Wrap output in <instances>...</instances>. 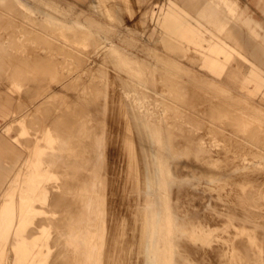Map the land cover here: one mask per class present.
I'll list each match as a JSON object with an SVG mask.
<instances>
[{
	"label": "rangeland",
	"instance_id": "374dc122",
	"mask_svg": "<svg viewBox=\"0 0 264 264\" xmlns=\"http://www.w3.org/2000/svg\"><path fill=\"white\" fill-rule=\"evenodd\" d=\"M167 1L168 0H137V1L136 0H0V26L2 27V28L0 27V61H1L0 62V110L3 113H5L4 114L5 120L0 119V126H3L5 124V128L8 129L7 131L3 130L2 136L5 137L7 139V141L9 142V150L8 151L10 152L9 153V177L3 178L2 180H0V190H1V188H3L4 184L11 178L13 172L17 169L15 171L13 177L11 178L9 184L7 185L6 189L0 194V201H2V202H0V218L1 217L5 218V215L8 216V218L7 217L5 218L6 220L8 219L7 220L8 225L3 227V229H7V230L11 231L8 233V237L11 236V237L19 239V242H18L19 246L17 248L10 247L9 249H4V248L0 249V264H42V263L43 264L44 263L45 264H50V263L53 264V263H57V262H58V264H60L61 262L63 264H65V262L66 263L70 262V264H72L74 262L75 264H78V263L82 262V260L85 257V256L83 257V255H84L83 251L84 250L83 249L77 250V244L79 245V243L81 241H79L78 243H77V241L74 242L73 234L76 230L77 224L81 223V226H83L82 222L87 221V220H85V218L88 217V215H87L88 212L85 211L86 210L85 204L88 202V203H90L91 206L94 207V205H96L97 203H99V202L102 203V205H103V211L102 212L104 214L103 217H105V219L103 221V229H104L103 242L105 241V239H107L106 241L109 242L110 240H108V239L110 236H112L111 235L112 232H111L109 227L112 228L114 226L113 225L114 222L116 221V220L113 221V223L110 221V220L115 219V218L113 219V217H116V215H113V214H116L117 212H120L121 210H126V212L128 213V211L130 210V211H132V212L134 211L136 214H138V215H136V217L138 218V220H141L144 213L149 209L154 211V212H157V213L161 212V210H162L161 199L159 198L158 193L156 191L154 192L155 188L152 189V188L148 187V185H146V183H148V181L146 182V180H149L151 177L156 178L160 173L159 172L160 165L162 166L165 164H166L165 166H166V175H167V181H166V192L167 193L166 194H167V199H168L169 206H170V214H171V218H172V228H173L174 233L177 234L175 225L182 224L185 226V223L188 221L185 222L184 219L188 218V220H189V217H191V216L193 217V214H194L195 217H193V218L191 217L189 220L193 223L189 222L188 225H186L185 227L197 226L198 228H200V230L205 235L209 236L212 239V242H211L212 246L210 245V247L206 248L208 251L206 249L203 251L200 248L198 249V247H199V246H197L198 243L196 245L197 247H195L194 245L190 246V245H192L190 242H185L186 239L185 240L184 239L179 240V246H177L176 248L179 249V251L180 250L183 251L185 256H187V259H188L190 264H204V263L205 264H213L215 261L220 262V264H226L225 261L220 259V255L222 253H226L227 255L230 254V251L232 248H234V253L236 255H238L239 264H241V263L244 264L245 260H246L245 264H248L249 262H251V259H250V257L248 258V256L246 257L245 255H249V253L251 254V252L249 250H247L245 247H247L248 243L251 245V242L247 243V234H249L250 237H252V243L256 247V249L263 252L262 256L264 255V251H263L264 250V244H262V243H264V241H263L264 238H262V237H264V236H262V235H264L263 234L264 233V228H263L264 227V221H262V220H264V217H262V216L259 217L260 215H264V170H263L264 169L263 168L264 167V153H263L264 149L262 150V148H260L261 146L264 147V138H263V140H261L262 137L264 136V134H263L264 133V113H263L264 107L259 105L261 95L263 93V88H261L260 91L258 92L256 100H252V99L246 97L248 94H251V92L249 91L248 88H244L245 82H243L241 80L243 78V76L245 75L246 67L241 65L238 60L236 61L233 58L231 59L232 63L230 64L229 67H230V69L232 68V69L237 70V74L235 75L236 79L232 82L226 80V78L231 75V73L228 72V73L223 75L222 80L219 79L217 81V79H216V83H218V84H216L212 80L213 77L207 71H205L201 68L200 63L203 61V54L200 51L196 50L199 48L195 45V43H189L187 40L186 41L189 44H191V46H192V53L190 55V58L184 62L180 61V63L172 60L169 56H172L174 58H178L177 56L180 54V50H176V48H174V45H175L174 42H166L164 40L165 37H164V26L162 24L163 22H162L161 18L159 19L158 15L157 16L152 15L153 7H155L156 9H157L158 5L164 7V6H166ZM241 1L243 2V4H246L247 6H249V12L252 13L256 19L263 20V15L261 13V10L256 7L255 3L252 0H241ZM119 9H121V10L119 11ZM155 13L157 14V11ZM6 21H7V23H6ZM186 24H187V21L184 24V26ZM6 29H8V30H6ZM85 33H87V34H85ZM81 34H83V35L81 36ZM165 34H167L166 36H168L170 38L172 35V32L169 31L168 33H165ZM52 35H54V36H52ZM85 35H86L87 39L85 38ZM189 35H190V33H189ZM188 36H187V34L185 35V37H188ZM68 38H70V39H68ZM39 41H40V43H39ZM42 43L43 44L45 43V45H43ZM48 44H49V46H48ZM189 44L188 45L186 44V45L189 46ZM24 46H26V47H24ZM65 48H66V50H65ZM72 48H74L75 50H73ZM112 49H113V52H112ZM60 51H61V53H60ZM72 56H73V58H72ZM42 58H44V59H42ZM83 58H85V59H83ZM29 59L31 62H29ZM131 59H133V60H131ZM115 60H116V62L117 61H119V62L116 64ZM126 61H127V63H126ZM131 61H133L134 63ZM120 63H122V64H120ZM136 63H138V64H136ZM28 64H30V65H28ZM32 65H33V67H32ZM121 66H123V68ZM127 66L129 69L127 68ZM137 66L138 67L140 66V67L138 68ZM50 67H52V68H50ZM250 67H253V66H250ZM250 67H248V68H250ZM11 68L13 70H11ZM18 69L20 70V72ZM21 69L25 72L21 73V72H23ZM81 69H82V71H81ZM89 69H91L92 71ZM101 69H102V71H101ZM123 71H129L131 73H129V72L123 73ZM148 71H149V73H148ZM43 72H45V74ZM135 72H136V74H135ZM147 73H148V75H147ZM161 73H162V75H160ZM32 75L34 77H31ZM35 75L37 78L35 77ZM121 75H122V77H121ZM159 76H161V77H159ZM4 77H6V78H4ZM16 77H17V79H16ZM64 77H65V79H64ZM144 77H145V80H144ZM156 77L158 79H156ZM123 78H126V79H123ZM163 78H165V79H163ZM80 79L82 81H80ZM127 79H129L130 82ZM196 79H197V81H196ZM124 80H126V81H124ZM132 80H133V82L131 84ZM127 81L129 83H127ZM148 82H150V83L148 84ZM192 83H194L196 85L198 84V85L196 86ZM13 84L19 86L20 90L18 92H14L15 90L13 89L14 88L12 86ZM86 85H87V87H86ZM243 85H244V87H243ZM254 85H255V83H254ZM126 86H128L130 88L128 89V87L126 88ZM185 86H187V87L185 88ZM99 87H100V89H99ZM146 87H148L147 88L148 90L146 89ZM157 87L160 89H158ZM35 88H36V90H35ZM66 88H68V89H66ZM144 88L146 91L144 90ZM149 88H150V90H149ZM224 90H225V92H224ZM118 92H120V93H118ZM145 92H147V93H145ZM163 92L164 93L166 92V93L164 94ZM78 94H80V95H78ZM93 94H94V98H93ZM139 94H140V96H139ZM150 94H151V96H150ZM197 95L199 96L200 101L203 100V102L199 101ZM234 95H236V96H234ZM32 97H33V99H32ZM115 97L118 98L120 101L118 99H116ZM120 97L122 99H120ZM138 97L141 99H138ZM196 97H197V99H196ZM160 99H162V100H160ZM164 100H166V102H164ZM169 100H170V102H169ZM191 100L194 103H192ZM249 100H251V101H249ZM43 101H44V103H43ZM113 101H114V103H113ZM167 101H168V103H167ZM207 101L210 102L211 105ZM226 101H228V102H226ZM96 102L98 103V105ZM129 102H131V103H129ZM197 102H198V104H197ZM212 102H214L215 105ZM216 102H218V103H216ZM55 103H56V105H55ZM112 103H113V105H112ZM190 103H192L194 105H192ZM207 103H208V108H211V109L214 108L216 111L218 110L217 111L218 113L215 112L214 109H212V110L210 109V111H208L209 109H206L207 111H205V108L207 107ZM91 104H92V106H91ZM256 104H258V105H256ZM95 105H96V107H95ZM102 105L105 107H103ZM120 105L123 107H119ZM106 106L109 109H107ZM110 106H111V108H110ZM128 106H129V108H128ZM171 106H173V107H171ZM245 106H246V108H245ZM46 107H48L49 109L47 110ZM179 107H181V108H179ZM223 107H224V109L220 110ZM123 108H125V109H123ZM173 108H174V110H173ZM198 108H200V111H198ZM203 108H204V111H201V110H203ZM64 109H66V110L64 111ZM112 109L114 110V112L120 111L121 113L116 112L118 115L115 116L116 114L113 112ZM128 109H130V110H128ZM261 109H263V110L261 111ZM71 110H73V111L71 112ZM82 110H84V111L82 112ZM127 110L129 112H127ZM136 110H137V112H136ZM226 110H228V111H226ZM102 111L105 112V114L102 113ZM134 111H135V113H134ZM193 111H196V112L193 113ZM235 111H237V112H235ZM248 111H251V112H248ZM62 112H64V115L66 118L64 117ZM205 112L208 114H206ZM81 113L82 114L84 113L83 117H82ZM122 113H124V114H122ZM195 113H198V114H195ZM209 113H214V114H209ZM215 113H217V114H215ZM87 114H89V115H87ZM120 114H121V116H120ZM132 114L134 116H136V114H137L136 117L133 116L134 120L131 116ZM237 114H238V116H240L239 118H238ZM103 115H105V116H103ZM211 115H213V116L211 117ZM218 115H219V118H218ZM176 116H178V117H176ZM234 116H237V117H234ZM116 117L118 119H116ZM125 117L128 119H126ZM137 117H140V118H138V119H140V121L137 119ZM163 117L166 120H164ZM214 117H217V118H214ZM233 117L236 118L235 119L236 121L239 120V123H237L238 121L237 122L234 121ZM113 118H115V119H113ZM129 118L132 119V121L134 122L133 124H132L131 119H129ZM142 118H144V119H142ZM136 119L138 122L136 121ZM198 119L201 122L198 121ZM219 119H221V120H219ZM66 120H68L69 122ZM113 120H114V123H113ZM118 120H120V122ZM124 120H127V121H124ZM188 120H189V122H188ZM195 120H197V124L195 123L196 122ZM245 120H247V121H245ZM111 121H112V123H111ZM148 121H150V122H148ZM220 121H222V122L220 123ZM240 121H241V123H240ZM242 121H244V122H242ZM144 122H145V124H144ZM60 123H62V124L65 123V125H62ZM67 123L68 124L71 123V127H69L70 125L68 126ZM125 123L127 124L126 125L127 127L125 126ZM130 123H131V125L135 124L137 126H134V129H133V126H130ZM199 123H200V126H196ZM201 123H202V125H201ZM214 123L216 124V126H214ZM218 123L221 125L222 128L221 127L220 128L223 130L224 133H222V130L219 128L220 125ZM233 123H235V124H233ZM244 123H245L246 127H245ZM105 124L107 125V127L108 126L109 127L107 128ZM238 124H240V125H238ZM54 125L56 126V128ZM73 125L74 126L76 125L74 127L75 129L73 128ZM112 125H113V127L110 128ZM116 125H118L117 126V128H119L118 131H117V128H116V130H113V129H115ZM148 125H149V128H148ZM173 125H174V127H173ZM210 125L211 126L213 125L214 127H216V129L213 128V126L210 127ZM61 126H63V127H61ZM66 126H68L70 129ZM138 126L141 128L139 129ZM207 126L209 127L208 129H207ZM235 126H236V128H235ZM199 127H201V128H199ZM250 127L252 129H249ZM52 128H53L55 133H53ZM62 128H64L65 130ZM142 128H143V131H140ZM145 128H146V130H145ZM164 128H165V130H164ZM178 128L181 129V131L183 133H181ZM136 129H138V132H137L138 135H136V133H134L137 131ZM157 129H158V131H157ZM169 129L171 131H168ZM255 129L257 132L255 131ZM56 130H58V131H56ZM70 130H71V132H70ZM100 130H101V133H100ZM119 130H121V131H119ZM133 130H135V131L133 132ZM259 130H260L259 135L263 134V135H261V137H259V135H258ZM63 131H64V134H63ZM66 131H69V132H66ZM213 131L214 132L216 131V132L214 133ZM248 131H249V133L251 132V134L254 133L255 135L253 134V136H251V134L247 133ZM261 131H262V133H261ZM56 132L61 133V136H60V134L58 135ZM73 132H74V134H73ZM146 132L148 134H146ZM159 132H161V133H159ZM167 132H169V133H167ZM184 132H185V135L190 134V135H188V138L186 137L187 135L186 136L181 135V134H184ZM24 133H26V134H24ZM47 133H49L50 135L52 133L51 136L53 138L56 137V141H55V143H53V149H49V144L47 143V141L45 139L46 138L45 135ZM91 133L94 134V136ZM122 133H123V135H122ZM125 133H126V136H125ZM156 133H158V134L156 135ZM164 133L166 135L168 134L167 135L168 137ZM193 133H194V135H193ZM68 134H70V135H68ZM96 134H98V135H96ZM99 134H102L101 135L102 137L99 136ZM110 134L114 136V139L108 138L109 136H111ZM114 134H116V135H114ZM196 134H198V135H196ZM236 134L238 135V138H237ZM247 134H249V135H247ZM106 135L107 136L109 135V136L107 137ZM131 135H134V136H131ZM142 135L144 136V140H142L143 138H141V137H143ZM234 135L236 138L232 139L231 136L234 137ZM246 135H247V137H246ZM95 136H96V138H95ZM116 136L118 138H115ZM128 136H131V137H128ZM138 136L140 137V139L142 141L135 139ZM194 136H196V139H194L195 138ZM91 137H92V140H91ZM119 137H120V139H119ZM133 137H135L134 138L135 140L134 139L132 140ZM147 137H149V138L147 139ZM180 137L183 138V139H181L182 142L180 141ZM200 137H201V139H200ZM243 137H245L246 140H244L245 138L243 139ZM13 138H17L20 140L18 143L17 142L13 143ZM36 138H38V139H36ZM59 138H61V139H59ZM186 138L189 140H187ZM228 138H231V140L233 142V147H232V142H230L231 140ZM100 139L103 142H101ZM239 139H242V140L239 141ZM251 139L253 141H251ZM87 140L89 142L91 141L90 145H88L89 142ZM123 140L125 142L121 143ZM183 140L186 142H184ZM195 140H197V141H195ZM235 140H237V141H235ZM134 141H135V144H138V146L134 144ZM136 141H138V143H136ZM140 141H141V143H140ZM250 141L255 142L256 145H258L260 142L262 144L260 143L261 145H258L259 146L258 147L255 145V143H251ZM20 142H21V144H20L21 146L18 145ZM87 142H88V144H86ZM108 142H112V144H107ZM143 142H145V143H143ZM176 142L177 143L179 142V144L177 145ZM180 142L182 143V148L180 147L181 146ZM103 143H104V145L106 144L105 147H104ZM113 143H118V144H113ZM173 143H175V145ZM245 143H247V144H245ZM83 144H85V145H83ZM126 144H128L127 147H126ZM234 144H236L237 147ZM65 145H67V146L64 149ZM132 145H133V147H132ZM139 145H142V148H141L142 152H140L141 146H139ZM143 145L146 147L148 146V148L144 147V150H145L144 153H143ZM176 145L178 146L179 149H177ZM228 145L232 148H230ZM241 145L242 146L246 145L247 147L245 146L244 148L241 149V148H239V146H241ZM107 146H109V147H107ZM111 146H112V148H111ZM205 146H207V147H205ZM36 147H40V149L44 150V152H45V154L42 155L41 158L39 155L38 156L33 155L31 157L29 154V151L33 150ZM89 147L91 148L90 149L91 152L89 151ZM119 147L123 151H121V149L119 150ZM123 148L125 149V151H127V149L129 148L128 150H131L132 154L129 155L127 152L125 153ZM235 148H238V149H235ZM176 149L179 151L177 152ZM183 149H184V151H183ZM230 149L234 150L235 154L233 153V151L229 152ZM239 149H241L240 150L241 152H239ZM11 150H12V152H11ZM108 150H109V152H108ZM137 150H139V152ZM204 150H205V152H204ZM222 150H224V151H222ZM227 150H228V152H227ZM236 150L239 153L236 152ZM242 150H244V151H242ZM87 151H89V152L87 153ZM97 151L101 154L99 155ZM120 151H121V153H120ZM133 151H135V152H133ZM160 151L162 152V154L159 155L158 153H160ZM47 152H48V154H47ZM96 152L98 155L96 154ZM115 152H117V154ZM136 152L138 155H136ZM255 152L258 153V156H256L257 153L255 155ZM50 153H51V155H50ZM71 153H72V155H71ZM91 153H93V155ZM110 153H112V154H110ZM141 153L144 155V159H143V155H141ZM207 153H208V156L206 155ZM209 153L210 154L213 153V154H211L212 158L210 157L211 155H209ZM225 153H227V154H225ZM243 153H245V154L247 153V154L245 155ZM250 153H251V155L254 154V156H251ZM53 154H54V156H53ZM80 154H81V156H80ZM126 154H128V155H126ZM203 154L206 155V157H209L208 160L206 159V157ZM219 154H221V155H219ZM259 154H261L262 156L261 155L259 156ZM77 155L80 156V158ZM88 155H89V157H88ZM105 155L107 157H109V159ZM135 155L137 156L138 159L135 157ZM225 155L226 156L230 155V156L226 157ZM240 155H242V156L240 157ZM111 156L113 157V159ZM114 156H115V158H114ZM125 156H126V158L123 159L122 157H125ZM147 156L149 157V160H148ZM181 156H182V158H181ZM192 156L194 158H192ZM222 156L225 157L224 159H226V160H223V158H220ZM26 157H27V160H26ZM45 157L47 159H45ZM72 157H73V159H72ZM99 157H100V159H98ZM169 157L171 160L169 159ZM173 157H175V158H173ZM50 158H51V161H50ZM74 158H77V159H74ZM104 158H106L110 162L108 161L107 163H104V161L105 162L107 161ZM127 158L129 159V161H127L128 160ZM132 158H133V160H132ZM236 158H237V160H235ZM239 158H241L240 161L238 160ZM40 159H42V160L44 159L43 160L44 165H42L41 168L37 167ZM85 159L89 160V161L91 160V161L87 162V161H85ZM189 159L192 163L189 161ZM197 159H199V160H197ZM23 160L25 163L23 162ZM71 160L74 162H72ZM76 160L78 162H76ZM98 160H99V162H98ZM138 160L141 163L140 162L138 163L137 162ZM187 160L189 163L187 162ZM262 160H263V162H262ZM49 161H50V163H49ZM59 161H61V162H59ZM95 161H96V163H95ZM131 161L133 162V164ZM227 161L228 162L230 161L229 166H228V164H226V163H228ZM231 161H232V165H231ZM51 162H53V163H51ZM91 162H93V163H91ZM123 162H125V163H123ZM150 162H151V164H150ZM172 162H173V164H172ZM63 163H65L66 165ZM79 163H81V164H79ZM88 163H89V165H88ZM182 163L184 164L185 168L183 167ZM224 163H225V165H224ZM255 163H257V164H255ZM32 164H34L35 166L34 165L32 166ZM47 164H48V166H47ZM75 164L77 166L78 165H81V166H79L76 169L77 166H75ZM82 164H83V166H82ZM141 164L145 165L144 168H143V165L141 167H139ZM181 164H182V166H181ZM190 164H192V165H190ZM238 164L240 165V167ZM131 165H133L132 166L133 170H132V168H131V170L134 171L132 176L134 177V175H136L135 176L136 178L134 177L135 179L133 177L132 178L129 177L128 169H129V167H131ZM193 165H195V166H193ZM205 165L207 166V168ZM233 165H234V167H233ZM95 166H97V167H95ZM177 166H178V168L179 167L181 168V169L179 168L180 169L179 173L177 170L178 169ZM225 166H226V168H225ZM57 167L59 169L61 168L60 170H63V172L67 170L66 172H64V175H66V176H64L63 172L59 171V169ZM62 167L64 169H66V168H69V169L64 170ZM122 167H124V168H122ZM125 168H127V170ZM141 168H142V171H144L143 169H145V171H147V173L146 172L142 173ZM2 169L5 170V168H2ZM106 169L108 171H106ZM197 169L198 170L202 169V170L198 171ZM220 169H222V170H220ZM228 169H231V170H228ZM69 170H70V172H69ZM84 170H85V172H84ZM183 170L185 172H187V174ZM223 170L225 171V173ZM260 171H261L262 175L259 174ZM111 172H113V173H111ZM47 173H48V175H47ZM66 173L68 174V177H67ZM71 173H73L74 175ZM83 173L84 174L86 173L85 174L86 176ZM110 173H111L112 177L109 175ZM138 173L141 174V176L138 175ZM177 173H178V176H176ZM249 173H250V175H251V173L252 174L254 173L255 175L253 174L250 176V175H248ZM256 173L259 174V176H257ZM35 174H36V176H35ZM80 174L84 175V177L82 176L83 178H85V177L87 178L89 175L90 176H89V178L84 179L85 181L83 182V178L82 177L79 178V176H81ZM87 174H88V176H87ZM124 174H125V176L123 177ZM144 174H147L146 178L144 177L145 176ZM205 174H207V176ZM246 175H248L249 177ZM63 176L65 179L63 178ZM105 176H109V177H105ZM255 176H257V177H255ZM28 177H29V179H28ZM35 178H38V179H35ZM70 178H73V180L72 179L70 180ZM100 178L103 180L101 181ZM122 178H124L123 181H120V179L122 180ZM244 178H246L247 180H245ZM77 179L82 180V181H80V183L83 182V184L78 183V185H80V189H77L78 188L77 184L75 185ZM99 179H100V181H99ZM107 179H109V181ZM248 179L251 180V182L248 181ZM260 179H262L261 180L262 182L260 181ZM79 180L77 182H79ZM105 180L107 183L109 182L108 184L110 187L107 185ZM130 180L131 181L134 180L135 182L134 181L133 182L136 186L133 184V182L131 183ZM237 180L239 182H237ZM73 181H74V183H73ZM86 181H88V182H86ZM126 181H127V183H126ZM256 181H258L259 183L257 182V184H256ZM64 182H66V183H64ZM85 182L89 184V187H87L88 184H86ZM102 182H105V184H101ZM57 183H59V185ZM72 183H73V185L76 186V187L74 186L76 189H73ZM117 183H118V185H117ZM238 183H241V184H238ZM32 184L36 185V186H33ZM69 184L72 186H69ZM120 184H121V186H119ZM249 184L251 185V187ZM253 184H255V185H253ZM101 185H102V187H100ZM106 185L109 188V190L106 187ZM113 185L115 187L118 186L119 189H121V191H124L123 192V202L124 203L121 202L120 203L121 205H117V203H118L117 200H116L117 203L112 202L116 198V196H114L116 194L114 192V188H113L114 186ZM143 185H145L144 186L145 188L143 187ZM258 185H261V186H258ZM127 186H129L130 188L129 187L127 188ZM175 186L176 187L177 186H179V187L183 186L184 190L181 189V192H180L179 191L180 188L177 187L178 191H175V190H177V189H175L176 188ZM254 186H255V188H254ZM104 187L107 188V190ZM111 187L113 188V190ZM120 187H122V188H120ZM134 187H136L137 191ZM236 187H237V189H236ZM123 188L125 190H123ZM131 188H134V189H131ZM31 189H32V191H31ZM129 189L131 190V192ZM247 189H249V190H247ZM250 189H252V190H250ZM64 190H66L65 193H64ZM87 190H89V191H87ZM132 190H134L136 192H134ZM189 190H190V192L191 191L199 192V194L196 192L194 194H192L193 192L190 193ZM76 191H78V193H76ZM102 191H103V193H101ZM172 191H175L176 194H177V192H179L180 198H179L178 194L175 196L172 195L173 194ZM184 191H185V193H184ZM248 191L249 192L251 191V195H250V193H248ZM254 191H256L258 194H256ZM83 192H84V194H83ZM110 192L112 193V196H111V194H109ZM127 192L132 196V197L130 196L131 200H130L129 194H126ZM241 192H242L243 196H241ZM51 193H52V195H51ZM138 193H140V194H138ZM189 193H190V196H189ZM253 193L256 195V197ZM102 194H104V195H102ZM106 194L109 197H107ZM54 195H57V196L60 195L61 197L59 198V197L55 196L56 197L55 198V197H53ZM62 195L64 196L63 198H62ZM99 195H100V197H99ZM186 195H188V196L186 197ZM191 195H192V197H191ZM245 195H248L249 197L246 198ZM65 196H67V197H65ZM94 196H96L95 199H94ZM239 196H241L242 198ZM106 197H107V199H106ZM184 197H186L187 199H190V201H189L190 203L187 202L188 200ZM222 197H223V200H222ZM243 197H245V198H243ZM58 198H59V201L57 200ZM64 198H69V199H64ZM74 198L76 201L74 200ZM79 198H82V199H79ZM100 198L102 199L101 201H100ZM108 198L110 200L111 199H114V200L110 201ZM138 198H140V199L138 200ZM176 198L179 201L182 198L181 202H179V201H177V203L175 202L176 204L180 203V205L176 206V204L174 203V200H176ZM230 198L237 200L238 204L236 203L235 200L232 201ZM240 198H241V200H240ZM248 198H250V199H248ZM251 198H252V200H251ZM256 198H258L257 201H256ZM48 199H49V201H48ZM50 199L52 200V203L50 202L51 201ZM62 199H64L63 203L61 201ZM71 199L73 200V203H72L73 205L71 203H69L71 201ZM77 199L79 201H77ZM92 199H94L93 200L94 202L91 201ZM141 199L145 203L141 204V202H142ZM147 199H148V201H147ZM200 199H202V200H200ZM56 200L59 202L60 205L58 204V202H56ZM106 200H108V201H106ZM195 200L197 202H199L200 205H198L199 203H196ZM4 201H5V203H4ZM54 201L56 202L55 205L53 204ZM60 201H61L62 205H61ZM74 201H75V203H74ZM244 201H245V203H244ZM77 202L79 204L78 207H80L84 204L83 207L80 208L81 214L77 213V212H79L78 207H76L77 205H75ZM107 202H109V204H107ZM183 202L186 203L187 206H186V204L183 205L184 204ZM191 202H193V203L191 204ZM216 202H218L219 204L221 203V205L217 204ZM256 202H258V203H256ZM20 203H21V205H20ZM64 203L66 205H67V203H69L68 205L70 207L71 206L74 207V208H71L72 211L75 209V212H76V210H77V212L74 214V211H73V213H72V211H70L71 209L69 207H67ZM194 203L198 206H196V208L190 207L191 205L195 206ZM215 203H216V205H214ZM56 204L58 206L54 207V206H56ZM63 204H64V207H62ZM148 204H149V207H148ZM242 204H244V206ZM205 205L208 209L206 207L204 208ZM230 205L233 206L234 210H232V207ZM6 206H8V207H6ZM59 206H60V208H59ZM65 206L67 207L68 210L69 209L70 210L68 211L67 209H65L66 208ZM110 206H112V208H113V206H115V208L112 209V208H110ZM180 206H182L183 208ZM212 206H213L214 210H213ZM240 206H241V209H240ZM245 206L247 208H245ZM105 207H109V209L105 208ZM123 207H125V209H123ZM174 207H176V208H174ZM177 207H179L180 210ZM254 207H256V208H254ZM19 208L24 209V211H23L24 213L22 212V216L20 217V219H18L16 224L13 225L12 222H13V220H16V216H17L16 213L21 211ZM116 208H118V211H116ZM194 208L198 211H196ZM30 209H32V211L35 212V215L31 214L32 216H30V215L27 216L26 212H27V210L29 211ZM107 209L109 211L108 214H107V212H108ZM119 209H120V211H119ZM187 209H189L188 212L190 215L187 214ZM215 209H216V211H215ZM239 209H240L241 213L244 212L245 214L243 213V215H242L239 212ZM250 209H254V210L250 211ZM60 210L62 213H59ZM65 210L68 211V212H66L67 216L69 215L68 218H67L65 212H63ZM92 210H93V212L96 211V210H94V208ZM111 210H112V212H111ZM113 210H115L116 213ZM209 210H211V211H209ZM220 210H221V212H220ZM179 211H180V213H179ZM181 211H182V213L185 212L182 214V216L180 215ZM199 211L201 212L202 215H203V213H205L207 216H205V214H204V216H202ZM204 211H206L207 213ZM222 211H224V212H222ZM230 211H234L232 215H231ZM249 211L252 212V214ZM253 211L255 212V214H257L256 212L260 211V212H258L257 217ZM121 212H123V211H121ZM194 212H197V214ZM235 212H238V214H236ZM64 214L66 217H64ZM77 214L78 215L80 214L79 218L81 220L79 218H77L78 217ZM105 214H107V215H105ZM109 214H110L111 218H110ZM227 214H229L231 216L234 215L233 217H234L235 221L237 219L238 220L235 222L233 217H231ZM239 214H240V216H239ZM62 215H63V217H62ZM72 215L74 217H75V215H77V216L74 219V217ZM209 215L211 218L209 217ZM215 215H217V216L219 215V216L217 217ZM60 216L63 218V220H61ZM81 216H82V218H81ZM83 216H85V217H83ZM220 216L221 217L223 216V218L225 220L223 218H222V220H224L225 223H223L224 221H221V218L219 219ZM59 217H60V220L62 221V222L59 221L61 223L62 227H60L61 225L58 224ZM196 217H197L198 221H196ZM205 217H207V218H205ZM215 217H217V218H215ZM230 217H231V220H230ZM239 217H241V218H239ZM66 218L70 219V220H67ZM200 218L201 219L202 218L208 219L209 221L213 222V224L215 223V221L220 222V223L219 224L217 223V225L216 224L212 225V223L210 224L208 222V220H203L204 222H206V223H204ZM64 219H65V221H64ZM77 219H78V221H77ZM106 219L110 222H108ZM179 219H182V220H179ZM24 220L25 221L27 220L29 223L24 227V231L21 233V230L23 229L22 222H24ZM249 220H250V222H249ZM47 221H49L51 223V225L53 223L57 222L58 225L56 226V224H53V228H52L50 223ZM179 221H182V222L184 221L183 222L184 224L182 222H179ZM230 221H231V223H230ZM256 221H257V223H256ZM261 221L263 222V224ZM20 222H21V224H20ZM76 222H78V223H76ZM138 222L139 221H137V224L140 225V222L139 223ZM176 222H177V224H176ZM105 223H106V226H105ZM107 223H109V224H107ZM111 223H112V226H110ZM126 223H128L127 218L124 221V224H125L124 232L127 230L125 232V235L128 232L129 233L132 232V229H131V231H129L130 228H127V226L131 227V228H132V226L130 224L127 225ZM233 223H237V224L239 223L241 225L239 226V224H238V226H237V224L235 225ZM45 224H48V225H45ZM65 224L66 225L68 224V225L66 226ZM137 224H136V227L139 228L140 226ZM208 224H210V227ZM11 225L14 227H12ZM246 225L248 227L245 228ZM40 226L44 227L46 229V232H49V236H47L45 238L43 236L42 237L40 236V234L38 233ZM58 226H59V228H58ZM259 226H261L262 228ZM105 227H106V229H105ZM136 227H135L136 231L135 230H133V231H135V233L137 234V232H139L140 229L137 231ZM54 228H55V230H54ZM64 228H67V229H64ZM232 228L235 230L233 231ZM58 229H60V231ZM260 229L262 232H260ZM27 230H31V231L28 233ZM62 230H64V231H62ZM238 230L239 231L243 230L242 232L244 234L243 235H240V234L236 235L235 233L239 232ZM255 230H256V232H255ZM258 230H259V234L257 233ZM217 231H218V233H217ZM13 232H14V234H13ZM106 232H108V234ZM109 232H110V236H109ZM64 233H69V234H64ZM129 233H128V235H129ZM230 233H232V234H230ZM131 234H133V232ZM0 235H1L0 238H3L5 236V234L3 236L1 233H0ZM37 235H38V237H37ZM69 235H70V239H68ZM125 235L121 238V240H122L121 244H117V246H119V247H117L116 244H114L113 239L111 237H110L111 243L109 242V244H108L105 241L104 242L105 244H104L102 242L101 243V249H102L101 251L103 253L107 251V254H109L108 251L110 249L106 250V248H110L109 246L113 247L112 244H114V247L116 246L119 249H120V246L122 247L123 245H125V247L123 246L125 251L122 249V251L119 252L122 254V255H120L121 260H123V261L125 260L124 261L125 263H123V261H122L121 264H126L127 260L129 262V263L127 262V264H132L130 257L131 258L134 257L132 259L133 261H136V262H134V264L142 263L141 259H139L140 255L138 256L136 253V249H135L136 248V244H135L136 242L131 244V247H130L129 244L132 243V242H130L132 240L129 239L130 240L129 241L127 239L128 237ZM224 235L225 236L227 235V236L225 237ZM257 235H258V237L260 235L263 240L261 238H258ZM26 236H27V238H25ZM107 236H108V238H107ZM231 236H233V237H231ZM176 237L178 238V235H176ZM222 237H224V238H222ZM124 238L127 240H124ZM236 238H237V240H236ZM243 238H246V239H243ZM259 239L262 240V242ZM39 240H41L42 242L41 241L39 242ZM158 240H160L159 237H156V239L154 238V244L155 245L159 244ZM123 241H124V243H123ZM127 241H129V242L127 243ZM182 241H183V243H182ZM234 241L238 245H236L234 243ZM48 242H49V244H48ZM51 242H53V243H51ZM45 244L47 246H45ZM80 244L82 245V242ZM127 244L129 245V247ZM182 244L184 245V247ZM234 244H235V246H234ZM241 244H242V246H241L242 248L236 247V246H240ZM257 244H259V245H257ZM260 244H261V246H260ZM213 245H216V246L213 247ZM125 248L126 249L128 248V251H126ZM185 248H187V252L190 251L189 254L185 251L186 250ZM195 248H197L196 250H199V251H196ZM217 248L221 249L222 251L217 249ZM43 249H45V252H42ZM103 249L105 251H103ZM245 249H246V251H245ZM67 250H69V251L72 250V251L67 252ZM192 251H195V253ZM210 251H211V254L214 251L213 255L210 254ZM125 252L126 253L128 252L127 254H128V257L130 260L126 257L127 255L124 254ZM132 252L134 254H132ZM201 252H202V254H201ZM50 253H51V255H50ZM56 253L59 255H57ZM103 253L101 256L102 257L101 258V260H102L101 264L103 262V259H104V262L107 264L108 261L110 262V258L109 259L106 258L107 254L106 253L103 254ZM130 253L132 254V256L129 255ZM194 254L196 257L194 256ZM216 254H219V256L218 255H217V257L214 256ZM74 255L76 256V258H78L77 260H76V258L74 259V257H75ZM204 255H205V257H204ZM41 256H43V257H41ZM53 256H55V257H53ZM80 256H82V257H80ZM193 256L195 257V259L193 258ZM62 257H63V259H62ZM213 257H215V259H217V260L213 259ZM46 258H47V260H46ZM94 258L95 257H93L92 259H94ZM126 258H127V260H126ZM60 259L62 261H60ZM107 259H108V261H106ZM201 259H203L202 263L200 262ZM211 259H213V260H211ZM53 260L54 261L56 260V261L54 262ZM94 260H92V261H94ZM137 260L138 261L140 260L139 261L140 263ZM195 260H196V263H194ZM75 261L76 262L78 261V263H76ZM197 261H199V262H197ZM212 261H213V263H212ZM104 262H103V264H105ZM216 262L214 264H216ZM175 264H177V263H175Z\"/></svg>",
	"mask_w": 264,
	"mask_h": 264
},
{
	"label": "bare ground",
	"instance_id": "6f19581e",
	"mask_svg": "<svg viewBox=\"0 0 264 264\" xmlns=\"http://www.w3.org/2000/svg\"><path fill=\"white\" fill-rule=\"evenodd\" d=\"M137 1V0H136ZM109 2V1H108ZM130 2V1H129ZM132 3V2H131ZM167 3V2H166ZM222 3V2H221ZM122 5V4H121ZM130 5V4H129ZM134 5V4H133ZM168 6V5H167ZM82 7V6H81ZM228 7V6H227ZM11 8V7H10ZM203 8V7H202ZM121 9H119V11H120ZM221 10V9H220ZM225 10V9H224ZM126 12V11H125ZM128 12V11H127ZM155 12H156V8L155 7H153V13H152V15H155ZM224 12V11H223ZM3 13V12H2ZM1 13V14H2ZM206 13V12H205ZM122 14V13H121ZM133 14V13H132ZM203 14H204V12H203ZM231 14V13H230ZM233 14V13H232ZM6 15V14H5ZM66 15V14H65ZM132 16V15H131ZM157 16V15H156ZM215 18V17H214ZM198 20L200 19V18H197ZM90 20V19H89ZM135 21V20H134ZM3 22V21H2ZM6 23H7V21H6ZM212 23V22H211ZM222 23V22H221ZM3 24V23H2ZM5 24V23H4ZM224 24V23H223ZM211 26V25H210ZM210 26H208V27H210ZM214 26V25H213ZM224 26V25H223ZM1 27V26H0ZM215 27V26H214ZM2 28V27H1ZM16 28V27H15ZM211 28V27H210ZM209 28V29H210ZM215 29H217L216 27H215ZM5 30V29H4ZM6 30H8V29H6ZM224 30V29H223ZM10 32V31H9ZM30 33V32H29ZM116 33V32H115ZM84 34V33H83ZM83 34H81V36L83 35ZM85 34H87V33H85ZM52 36H54V35H52ZM36 37V36H35ZM46 38V37H45ZM85 38H86V35H85ZM38 39V38H37ZM68 39H70V38H68ZM87 39V38H86ZM49 41V40H48ZM81 41V40H80ZM74 42V41H73ZM39 43H40V41H39ZM51 43V42H50ZM43 44V43H42ZM43 45H45V43L43 44ZM52 45V44H51ZM50 45V46H51ZM93 45V44H92ZM48 46H49V44H48ZM55 46V45H54ZM24 47H26V46H24ZM72 47V46H71ZM106 47V46H105ZM52 48V47H51ZM64 48V47H63ZM62 48V49H63ZM67 48V47H66ZM66 48H65V50H66ZM20 49V48H19ZM39 49V48H38ZM73 50H75L74 48H72ZM30 50V49H29ZM52 50V49H51ZM27 51V50H26ZM48 51V50H47ZM112 52H113V49H112ZM60 53H61V51H60ZM67 53V52H66ZM68 54V53H67ZM89 54V53H88ZM119 54V53H118ZM181 54V53H180ZM117 55V54H116ZM20 56V55H19ZM37 56V55H36ZM69 56V55H68ZM74 56V55H73ZM73 56H72V58H73ZM181 56H182V54H181ZM31 57V56H30ZM66 57V56H65ZM20 58V57H19ZM36 58V57H35ZM45 58V57H44ZM44 58H42V59H44ZM26 59V58H25ZM83 59H85V58H83ZM89 59V58H88ZM94 59V58H93ZM126 59V58H125ZM178 59V58H177ZM11 60V59H10ZM15 60V59H14ZM75 60V59H74ZM77 60V59H76ZM80 60V59H79ZM131 60H133V59H131ZM3 61V60H2ZM12 61V60H11ZM20 61V60H19ZM25 61V60H24ZM28 61V60H27ZM65 61V60H64ZM78 61V60H77ZM1 62V61H0ZM29 62H31L30 61V59H29ZM28 62V63H29ZM63 62V61H62ZM87 62V61H86ZM85 62V63H86ZM115 62H116V60H115ZM119 61H117L116 62V64L118 63ZM129 62V61H128ZM131 62H133V61H131ZM14 63V62H13ZM12 63V64H13ZM24 63V62H23ZM42 63V62H41ZM44 63V62H43ZM48 63V62H47ZM54 63V62H53ZM84 63V62H83ZM97 63V62H96ZM126 63H127V61H126ZM134 63V62H133ZM33 64V63H32ZM94 64V63H93ZM120 64H122V63H120ZM125 64V63H124ZM131 64V63H130ZM136 64H138V63H136ZM141 64V63H140ZM26 65V64H25ZM28 65H30V64H28ZM34 65V64H33ZM33 65H32V67H33ZM43 65V64H42ZM5 66V65H4ZM41 66V65H40ZM73 66V65H72ZM99 66V65H98ZM101 66V65H100ZM126 66V65H125ZM129 66V65H128ZM128 66H127V68H128ZM141 66V65H140ZM139 66V67H140ZM29 67V66H28ZM77 67V66H76ZM122 68H123V66H121ZM138 67V66H137ZM138 67V68H139ZM13 68V67H12ZM11 68V70H13ZM39 68V67H38ZM45 68V67H44ZM50 68H52V67H50ZM54 68V67H53ZM98 68V67H97ZM106 68V67H105ZM202 68V67H201ZM204 68V67H203ZM3 69V68H2ZM35 69V68H34ZM49 69V68H48ZM92 69V68H91ZM91 69H89V70H91ZM129 69V68H128ZM131 69V68H130ZM134 69V68H133ZM19 70V69H18ZM22 70V69H21ZM25 70V69H24ZM46 70V69H45ZM106 70V69H105ZM114 70V69H113ZM126 70V69H125ZM135 70V69H134ZM155 70V69H154ZM207 70V69H206ZM3 71V70H2ZM23 71V70H22ZM33 71V70H32ZM39 71V70H38ZM56 71V70H55ZM81 71H82V69H81ZM80 71V72H81ZM92 71V70H91ZM101 71H102V69H101ZM144 71V70H143ZM151 71V70H150ZM182 71V70H181ZM19 72H20V70H19ZM25 71H23V72H21V73H24ZM47 72V71H46ZM73 72V71H72ZM88 72V71H87ZM90 72V71H89ZM116 72V71H115ZM124 72H129V71H123V73ZM145 72V71H144ZM196 72V71H195ZM209 72V71H208ZM41 73V72H40ZM44 74H45V72H43ZM42 73V74H43ZM126 73V74H127ZM129 73H131V72H129ZM148 73H149V71H148ZM148 73H147V75H148ZM32 74V73H31ZM89 74V73H88ZM135 74H136V72H135ZM2 75V74H1ZM10 75V74H9ZM71 75V74H70ZM92 75V74H91ZM119 75V74H118ZM160 75H162V73L160 74ZM173 75V74H172ZM180 75V74H179ZM3 76V75H2ZM40 76V75H39ZM97 76V75H96ZM104 76V75H103ZM113 76V75H112ZM117 76V75H116ZM124 76V75H123ZM156 76V75H155ZM18 77V76H17ZM17 77H16V79H17ZM31 77H34L33 75L31 76ZM35 77H36V75H35ZM60 77V76H59ZM58 77V78H59ZM121 77H122V75H121ZM130 77V76H129ZM128 77V78H129ZM159 77H161V76H159ZM172 77V76H171ZM179 77V76H178ZM4 78H6V77H4ZM28 78V77H27ZM37 78V77H36ZM77 78V77H76ZM79 78V77H78ZM81 78V77H80ZM114 78V77H113ZM39 79V78H38ZM62 79V78H61ZM64 79H65V77H64ZM67 79V78H66ZM84 79V78H83ZM123 79H126V78H123ZM156 79H158L157 77H156ZM160 79V78H159ZM163 79H165V78H163ZM208 79V78H207ZM206 79V80H207ZM217 79V78H216ZM78 80V79H77ZM76 80V81H77ZM128 81H129V79H127ZM144 80H145V77H144ZM173 80V79H172ZM204 80V79H203ZM202 80V81H203ZM24 81V80H23ZM35 81V80H34ZM60 81V80H59ZM70 81V80H69ZM80 81H82L81 79H80ZM112 81V80H111ZM124 81H126V80H124ZM127 81V83H129ZM163 81V80H162ZM196 81H197V79H196ZM201 81V80H200ZM205 81V80H204ZM212 81V80H211ZM8 82V81H7ZM42 82V81H41ZM78 82V81H77ZM132 82H133V80L131 81V84H132ZM151 82V81H150ZM150 82H148V84L150 83ZM208 82V81H207ZM210 82V81H209ZM215 82V81H214ZM23 83V82H22ZM79 83V82H78ZM86 83V82H85ZM147 83V82H146ZM205 83V82H204ZM216 83V82H215ZM29 84V83H28ZM34 84V83H33ZM38 84V83H37ZM67 84V83H66ZM69 84V83H68ZM82 84V83H81ZM84 84V83H83ZM116 84V83H115ZM135 84V83H134ZM173 84V83H172ZM192 84H194V83H192ZM216 84H218V83H216ZM136 85V84H135ZM194 85H196V84H194ZM198 85V84H197ZM196 85V86H197ZM203 85V84H202ZM206 85V84H205ZM5 86V85H4ZM14 88V92H18L19 90H20V88H19V86L18 85H15V84H13L12 85ZM43 86V85H42ZM66 86V85H65ZM85 86V85H84ZM92 86V85H91ZM142 86V85H141ZM160 86V85H159ZM179 86V85H178ZM191 86V85H190ZM34 87V86H33ZM52 87V86H51ZM86 87H87V85H86ZM128 86H126V88H127ZM143 87V86H142ZM141 87V88H142ZM187 86H185V88H186ZM208 87V86H207ZM217 87V86H216ZM16 88V89H15ZM38 88V87H37ZM89 88V87H88ZM130 87H128V89H129ZM148 87H146V89H147ZM158 88V87H157ZM206 88V87H205ZM204 88V89H205ZM210 88V87H209ZM41 89V88H40ZM66 89H68V88H66ZM91 89V88H90ZM99 89H100V87H99ZM123 89V88H122ZM153 89V88H152ZM158 89H160V88H158ZM162 89V88H161ZM208 89V88H207ZM228 89V88H227ZM12 90V89H11ZM17 90V91H16ZM29 90V89H28ZM27 90V91H28ZM31 90V89H30ZM35 90H36V88H35ZM44 90V89H43ZM53 90V89H52ZM60 90V89H59ZM144 90H145V88H144ZM148 90V89H147ZM149 90H150V88H149ZM190 90V89H189ZM23 91V90H22ZM64 91V90H63ZM146 91V90H145ZM200 91V90H199ZM204 91V90H203ZM216 91V90H215ZM219 91V90H218ZM41 92V91H40ZM100 92V91H99ZM135 92V91H134ZM185 92V91H184ZM190 92V91H189ZM222 92V91H221ZM224 92H225V90H224ZM52 93V92H51ZM80 93V92H79ZM118 93H120V92H118ZM145 93H147V92H145ZM144 93V94H145ZM151 93V92H150ZM164 93V92H163ZM166 93V92H165ZM164 93V94H165ZM197 93V92H196ZM218 93V92H217ZM232 93V92H231ZM22 94V93H21ZM34 94V93H33ZM45 94V93H44ZM98 94V93H97ZM96 94V95H97ZM153 94V93H152ZM183 94V93H182ZM202 94V93H201ZM28 95V94H27ZM78 95H80V94H78ZM147 95V94H146ZM158 95V94H157ZM162 95V94H161ZM181 95V94H180ZM192 95V94H191ZM233 95V94H232ZM250 95V94H249ZM26 96V95H25ZM100 96V95H99ZM123 96V95H122ZM139 96H140V94H139ZM150 96H151V94H150ZM172 96V95H171ZM179 96V95H178ZM234 96H236V95H234ZM233 96V97H234ZM240 96V95H239ZM34 97V96H33ZM33 97H32V99H33ZM37 97V96H36ZM48 97V96H47ZM70 97V96H69ZM142 97V96H141ZM164 97V96H163ZM194 97V96H193ZM192 97V98H193ZM197 97H198V99H199V96L197 95ZM197 97H196V99H197ZM59 98V97H58ZM57 98V99H58ZM93 98H94V94H93ZM97 98V97H96ZM95 98V99H96ZM116 98V97H115ZM153 98V97H152ZM162 98V97H161ZM202 98V97H201ZM245 98V97H244ZM243 98V99H244ZM46 99V98H45ZM68 99V98H67ZM116 99H118V98H116ZM120 99H122L121 97H120ZM125 99V98H124ZM138 99H141V98H139L138 97ZM156 99V98H155ZM179 99V98H178ZM191 99V98H190ZM203 99V98H202ZM242 99V100H243ZM29 100V99H28ZM72 100V99H71ZM119 100V99H118ZM160 100H162V99H160ZM173 100V99H172ZM24 101V100H23ZM87 101V100H86ZM109 101V100H108ZM120 101V100H119ZM124 101V100H123ZM152 101V100H151ZM174 101V100H173ZM186 101V100H185ZM196 101V100H195ZM199 101H200V99H199ZM202 102H203V100H201ZM200 101V102H201ZM249 101H251V100H249ZM57 102V101H56ZM67 102V101H66ZM70 102V101H69ZM122 102V101H121ZM127 102V101H126ZM164 102H166V100H164ZM169 102H170V100H169ZM175 102V101H174ZM182 102V101H181ZM191 102H192V100H191ZM205 102V101H204ZM208 102V101H207ZM223 102V101H222ZM221 102V103H222ZM226 102H228V101H226ZM238 102V101H237ZM256 102V101H255ZM43 103H44V101H43ZM52 103V102H51ZM95 103V102H94ZM97 103V102H96ZM108 103V102H107ZM113 103H114V101H113ZM113 103H112V105H113ZM124 103V102H123ZM122 103V104H123ZM129 103H131V102H129ZM160 103V102H159ZM167 103H168V101H167ZM178 103V102H177ZM184 103V102H183ZM192 103H194V102H192ZM192 103H190V104H192ZM209 104H210V102H208ZM208 103H207V107L205 108V111H207L206 109H209L208 111H210V109L211 108H208ZM213 104H214V102H212ZM216 103H218V102H216ZM250 103V102H249ZM257 103V102H256ZM23 104V103H22ZM25 104V103H24ZM54 104V103H53ZM93 104V103H92ZM92 104H91V106H92ZM100 104V103H99ZM103 104V103H102ZM133 104V103H132ZM162 104V103H161ZM172 104V103H171ZM186 104V103H185ZM188 104V103H187ZM197 104H198V102H197ZM200 104V103H199ZM206 104V103H205ZM232 104V103H231ZM239 104V103H238ZM52 105V104H51ZM55 105H56V103H55ZM97 105H98V103H97ZM116 105V104H115ZM114 105V106H115ZM169 105V104H168ZM180 105V104H179ZM192 105H194V104H192ZM191 105V106H192ZM203 105V104H202ZM211 105V104H210ZM209 105V106H210ZM215 105V104H214ZM217 105V104H216ZM220 105V104H219ZM233 105V104H232ZM256 105H258V104H256ZM255 105V106H256ZM260 106H263L264 107V104L262 103V102H260V104H259ZM82 106V105H81ZM85 106V105H84ZM94 106V105H93ZM103 106V105H102ZM125 106V105H124ZM177 106V105H176ZM189 106V105H188ZM234 106V105H233ZM253 106V105H252ZM45 107V106H44ZM60 107V106H59ZM64 107V106H63ZM80 107V106H79ZM95 107H96V105H95ZM103 107H105V106H103ZM116 107V106H115ZM118 107V106H117ZM119 107H123V106H119ZM132 107V106H131ZM170 107V106H169ZM168 107V108H169ZM171 107H173V106H171ZM175 107V106H174ZM183 107V106H182ZM213 107V106H212ZM23 108V107H22ZM38 108V107H37ZM47 108V110L49 109L48 107H46ZM53 108V107H52ZM106 108H107V106H106ZM110 108H111V106H110ZM128 108H129V106H128ZM178 108V107H177ZM179 108H181V107H179ZM217 108V107H216ZM237 108V107H236ZM245 108H246V106H245ZM14 109V108H13ZM107 109H109V108H107ZM117 109V108H116ZM119 109V108H118ZM123 109H125V108H123ZM189 109V108H188ZM212 109H214V108H212ZM211 109V110H212ZM222 109H224V107L223 108H221L220 110H222ZM39 110V109H38ZM51 110V109H50ZM66 109H64V111H65ZM95 110V109H94ZM113 110V109H112ZM120 110V109H119ZM128 110H130V109H128ZM127 110V112H129ZM173 110H174V108H173ZM177 110V109H176ZM215 110V109H214ZM213 110V111H214ZM263 109H261V111H262ZM21 111V110H20ZM52 111V110H51ZM73 110H71V112H72ZM84 110H82V112H83ZM178 111V110H177ZM198 111H200V108H198ZM201 111H204V108H203V110H201ZM218 111V110H217ZM216 110H215V112H217ZM226 111H228V110H226ZM247 111V110H246ZM259 111V110H258ZM113 112H114V110H113ZM117 112V111H116ZM114 112L116 115L115 116H117L118 114L117 113H119V112ZM123 112V111H122ZM136 112H137V110H136ZM176 112V111H175ZM194 112H196V111H193V113ZM235 112H237V111H235ZM248 112H251V111H248ZM42 113V112H41ZM63 113V115H64V112H62ZM79 113V112H78ZM86 113V112H85ZM100 113V112H99ZM102 113H104L105 114V112H103L102 111ZM113 113V114H114ZM121 113V112H120ZM134 113H135V111H134ZM178 113V112H177ZM192 113V112H191ZM204 113V112H203ZM206 113V112H205ZM218 113V112H217ZM217 113H215V114H217ZM254 113V112H253ZM264 113V112H263ZM262 113V114H263ZM61 114V113H60ZM70 114V113H69ZM82 114V113H81ZM84 114V113H83ZM83 114H82V117H83ZM122 114H124V113H122ZM142 114V113H141ZM152 114V113H151ZM195 114H198V113H195ZM202 114V113H201ZM206 114H208V113H206ZM209 114H214V113H209ZM228 114V113H227ZM236 114V113H235ZM255 114V113H254ZM260 114V113H259ZM40 115V114H39ZM49 115V114H48ZM86 115V114H85ZM87 115H89V114H87ZM98 115V114H97ZM101 115V114H100ZM178 115V114H177ZM205 115V114H204ZM226 115V114H225ZM249 115V114H248ZM252 115V114H251ZM52 116V115H51ZM57 116V115H56ZM102 116V115H101ZM103 116H105V115H103ZM120 116H121V114H120ZM132 116V118H133V114L131 115ZM136 116H137V114H136ZM136 116H134V117H136ZM213 115H211V117H212ZM237 116H238V114H237ZM237 116H234V117H237ZM245 116V115H244ZM59 117V116H58ZM57 117V118H58ZM63 117V116H62ZM64 117H65V115H64ZM68 117V116H67ZM79 117V116H78ZM107 117V116H106ZM111 117V116H110ZM150 117V116H149ZM176 117H178V116H176ZM194 117V116H193ZM199 117V116H198ZM233 117V118H234ZM240 116H238V118H239ZM249 117V116H248ZM40 118V117H39ZM66 118V117H65ZM126 118V117H125ZM138 118H140V117H137V119ZM157 118V117H156ZM164 118V117H163ZM182 118V117H181ZM186 118V117H185ZM184 118V119H185ZM214 118H217V117H214ZM218 118H219V115H218ZM227 118V117H226ZM232 118V117H231ZM230 118V119H231ZM243 118V117H242ZM37 119V118H36ZM78 119V118H77ZM100 119V118H99ZM113 119H115V118H113ZM116 119H118L117 117H116ZM121 119V118H120ZM126 119H128V118H126ZM129 119H131V118H129ZM137 119H136V121H137ZM142 119H144V118H142ZM174 119V118H173ZM196 119V118H195ZM206 119V118H205ZM212 119V118H211ZM236 118H234L233 120L234 121H236L235 120ZM247 119V118H246ZM249 119V118H248ZM15 120V119H14ZM50 120V119H49ZM53 120V119H52ZM133 120H134V118H133ZM139 121H140V119H138ZM153 120V119H152ZM151 120V121H152ZM162 120V119H161ZM164 120H166L165 118H164ZM163 120V121H164ZM203 120V119H202ZM219 120H221V119H219ZM225 120V119H224ZM25 121V120H24ZM40 121V120H39ZM63 121V120H62ZM66 121H68V120H66ZM74 121V120H73ZM119 122H120V120H118ZM124 121H127V120H124ZM131 121H132V119H131ZM144 121V120H143ZM146 121V120H145ZM172 121V120H171ZM196 122V124H197V120H195ZM198 121H200L199 119H198ZM210 121V120H209ZM238 121V122H237ZM236 122L237 123H239V120H237ZM245 121H247V120H245ZM251 121V120H250ZM47 122V121H46ZM53 122V121H52ZM55 122V121H54ZM69 122V121H68ZM122 122V121H121ZM138 122V121H137ZM136 122V123H137ZM142 122V121H141ZM147 122V121H146ZM148 122H150V121H148ZM157 122V121H156ZM165 122V121H164ZM188 122H189V120H188ZM201 122V121H200ZM212 122V121H211ZM222 121H220V123H221ZM235 122V123H236ZM242 122H244V121H242ZM254 122V121H253ZM25 123V122H24ZM111 123H112V121H111ZM113 123H114V120H113ZM124 123V122H123ZM122 123V124H123ZM127 123V122H126ZM125 123V126L127 125ZM134 122L132 121V124H133ZM216 123V122H215ZM214 123V126H216V124ZM235 123H233V124H235ZM240 123H241V121H240ZM247 123V122H246ZM255 123V122H254ZM53 124V123H52ZM60 124H62V123H60ZM59 124V125H60ZM68 124V123H67ZM76 124V123H75ZM78 124V123H77ZM108 124V123H107ZM144 124H145V122H144ZM150 124V123H149ZM176 124V123H175ZM204 124V123H203ZM211 124V123H210ZM219 124V123H218ZM46 125V124H45ZM62 125H65V123L64 124H62ZM70 125V126H69ZM106 125V124H105ZM119 125V124H118ZM118 125H116L115 126V129H113V130H116V128H117V126ZM121 125V124H120ZM141 125V124H140ZM139 125V126H140ZM159 125V124H158ZM164 125V124H163ZM180 125V124H179ZM185 125V124H184ZM201 125H202V123H201ZM209 125V124H208ZM220 125V124H219ZM238 125H240V124H238ZM237 125V126H238ZM244 125H245V123H244ZM248 125V124H247ZM253 125V124H252ZM255 125V124H254ZM52 126V125H51ZM55 126V125H54ZM68 126L69 127H71V123L70 124H68ZM68 126H66V127H68ZM76 126V125H75ZM74 125H73V128L75 127ZM123 126V125H122ZM130 126H133V129H134V126H137V125H131V123H130ZM138 126V128L140 129L141 127H139ZM143 126V125H142ZM147 126V125H146ZM166 126V125H165ZM176 126V125H175ZM196 126H200V123L198 124V125H196ZM213 126V125H212ZM211 125H210V127H212ZM213 126V128H215L216 129V127H214ZM218 126V125H217ZM226 126V125H225ZM229 126V125H228ZM233 126V125H232ZM251 126V125H250ZM262 126V125H261ZM18 127V126H17ZM61 127H63V126H61ZM68 127V128H69ZM88 127V126H87ZM106 127H107V125H106ZM109 127V126H108ZM107 127V128H108ZM113 127V125L110 127V128H112ZM127 127V126H126ZM173 127H174V125H173ZM180 127V126H179ZM203 127V126H202ZM221 127V125L219 126V128ZM230 127V126H229ZM243 127V126H242ZM245 127H246V125H245ZM252 127V126H251ZM249 128V129H252V128ZM16 128V127H15ZM50 128V127H49ZM55 128H56V126H55ZM105 128V127H104ZM125 128V127H124ZM148 128H149V125H148ZM155 128V127H154ZM166 128V127H165ZM165 128H164V130H165ZM182 128V127H181ZM185 128V127H184ZM187 128V127H186ZM198 128V127H197ZM196 128V129H197ZM199 128H201V127H199ZM209 127L207 126V129H208ZM222 128V127H221ZM220 128V129H221ZM235 128H236V126H235ZM234 128V129H235ZM259 128V127H258ZM257 128V129H258ZM17 129V128H16ZM29 129V128H28ZM51 129V128H50ZM59 129V128H58ZM62 129H64V128H62ZM61 129V130H62ZM67 129V128H66ZM70 129V128H69ZM68 129V130H69ZM72 129V128H71ZM75 129V128H74ZM118 129L119 128H117V131H118ZM161 129V128H160ZM163 129V128H162ZM179 129V128H178ZM218 129V128H217ZM233 129V128H232ZM238 129V128H237ZM240 129V128H239ZM243 129V128H242ZM8 129H6V128H4V131H7ZM26 130V129H25ZM65 130V129H64ZM89 130V129H88ZM102 130V129H101ZM101 130H100V133H101ZM108 130V129H107ZM111 130V129H110ZM109 130V131H110ZM125 130V129H124ZM131 130V129H130ZM129 130V131H130ZM137 131L136 132H134L135 130H133V132L134 133H136V135H138L137 134V132H138V129H136ZM145 130H146V128H145ZM180 130V132L181 133H183L182 131H181V129H179ZM188 130V129H187ZM201 130V129H200ZM210 130V129H209ZM222 130V129H221ZM229 130V129H228ZM236 130V129H235ZM241 130V129H240ZM245 130V129H244ZM243 130V131H244ZM247 130V129H246ZM254 130V129H253ZM252 130V131H253ZM19 131V130H18ZM17 131V132H18ZM27 131V130H26ZM51 131V130H50ZM52 131H53V133H55L54 132V130H53V128H52ZM51 131V132H52ZM56 131H58V130H56ZM119 131H121V130H119ZM127 131V130H126ZM140 131H143V128L140 130ZM139 131V132H140ZM157 131H158V129H157ZM168 131H171L170 129L168 130ZM193 131V130H192ZM232 131V130H231ZM239 131V130H238ZM242 131V132H243ZM251 131V130H250ZM255 131H256V129H255ZM13 132V131H12ZM66 132H69V131H66ZM70 132H71V130H70ZM108 132V131H107ZM114 132V131H113ZM132 132V131H131ZM130 132V133H131ZM154 132V131H153ZM165 132V131H164ZM179 132V133H180ZM214 132V131H213ZM216 132V131H215ZM214 132V133H215ZM254 132V131H253ZM257 132V131H256ZM255 132V133H256ZM23 133V132H22ZM28 133V132H27ZM41 133V132H40ZM39 133V134H40ZM57 133V132H56ZM88 133V132H87ZM111 133V132H110ZM119 133V132H118ZM121 133V132H120ZM142 133V132H141ZM159 133H161V132H159ZM163 133V132H162ZM167 133H169V132H167ZM175 133V132H174ZM211 133V132H210ZM213 133V134H214ZM222 133H224L223 132V130H222ZM238 133V132H237ZM247 133H249V131L247 132ZM261 133H262V131H261ZM24 134H26V133H24ZM29 134V133H28ZM32 134V133H31ZM58 135L60 134V136H61V133H57ZM63 134H64V131H63ZM73 134H74V132H73ZM72 134V135H73ZM92 134V133H91ZM103 134V133H102ZM102 134H99V136H101ZM112 134V133H111ZM110 134V135H111ZM140 134V133H139ZM143 134V133H142ZM146 134H148L147 132H146ZM158 133H156V135H157ZM165 134V133H164ZM177 134V133H176ZM246 134V133H245ZM249 134H251V132L249 133ZM249 134H247V135H249ZM253 134L254 133H252L251 134V136H253ZM260 134V130H259V133H258V135ZM264 134V133H263ZM263 134H261V135H263ZM16 135V134H15ZM33 135V134H32ZM38 135V134H37ZM36 135V136H37ZM51 135H52V133H51ZM49 133H47L46 135H45V139H46V141H47V143L49 144V149H53V143H55V141H56V137L55 138H53L52 136H51ZM68 135H70V134H68ZM93 136H94V134H92ZM91 135V136H92ZM96 135H98V134H96ZM114 135H116V134H114ZM122 135H123V133H122ZM135 135V136H136ZM163 135V134H162ZM166 135V134H165ZM168 135V134H167ZM166 135V136H167ZM179 135V134H178ZM181 135H185V132H184V134H181ZM187 135V134H186ZM185 135V136H186ZM188 135H190V134H188ZM188 135L186 136L187 138H188ZM193 135H194V133H193ZM196 135H198V134H196ZM215 135V134H214ZM220 135V134H219ZM232 135V134H231ZM237 135V134H236ZM247 135H246V137H247ZM255 135V134H254ZM257 135V134H256ZM261 135H259V137H261ZM35 136V135H34ZM44 136V135H43ZM54 136V135H53ZM59 136V137H60ZM79 136V135H78ZM92 136V137H93ZM107 136V135H106ZM109 136V135H108ZM107 136V137H108ZM118 136V135H117ZM115 137V138H118V137ZM125 136H126V133H125ZM124 136V137H125ZM131 136H134V135H131ZM131 136H128V137H131ZM143 136V135H142ZM164 136V135H163ZM175 136V135H174ZM177 136V135H176ZM200 136V135H199ZM198 136V137H199ZM213 136V135H212ZM217 136V135H216ZM229 136V135H228ZM10 137V136H9ZM31 137V136H30ZM65 137V136H64ZM92 137H91V140H92ZM102 137V136H101ZM113 137V138H112ZM121 137V136H120ZM120 137H119V139H120ZM168 137V136H167ZM195 138L194 139H196V136H194ZM202 137V136H201ZM201 137H200V139H201ZM215 137V136H214ZM224 137V136H223ZM226 137V136H225ZM232 137V139L233 138H236L235 137V135H234V137L233 136H231ZM240 137V136H239ZM242 137V136H241ZM34 138V137H33ZM63 138V137H62ZM66 138V137H65ZM95 138H96V136H95ZM94 138V139H95ZM98 138V137H97ZM106 138V137H105ZM108 138H110V139H114V136L113 135H111V136H109ZM123 138V137H122ZM135 137H133L132 138V140L134 139ZM141 138H143L142 140H144V136L143 137H141ZM149 137H147V139H148ZM160 138V137H159ZM179 138V137H178ZM177 138V139H178ZM185 138V137H184ZM186 138V139H187ZM237 138H238V135H237ZM245 137H243V139H244ZM263 138H264V136L262 137V139L261 140H263ZM36 139H38V138H36ZM59 139H61V138H59ZM71 139V138H70ZM74 139V138H73ZM107 139V138H106ZM105 139V140H106ZM109 139V140H110ZM135 139H137V140H141L140 139V137L138 136L137 138H135ZM134 139V140H135ZM146 139V138H145ZM158 139V138H157ZM156 139V140H157ZM181 139H183V138H181L180 137V141H181ZM192 139V138H191ZM223 139V138H222ZM228 139H230L231 140V138H228ZM250 139V138H249ZM255 139V138H254ZM260 139V138H259ZM19 140L20 139H17V138H13V143H15V142H19ZM33 140V139H32ZM35 140V139H34ZM43 140V139H42ZM69 140V139H68ZM126 140V139H125ZM141 140V141H142ZM166 140V139H165ZM173 140V139H172ZM187 140H189V139H187ZM238 140V139H237ZM237 140H235V141H237ZM240 140H242V139H239V141ZM244 140H246V138L244 139ZM62 141V140H61ZM65 141V140H64ZM88 141V140H87ZM100 141L101 142H103L101 139H100ZM116 141V140H115ZM141 141H140V143H141ZM149 141V140H148ZM167 141V140H166ZM165 141V142H166ZM178 141V140H177ZM184 141V140H183ZM195 141H197V140H195ZM229 141V140H228ZM234 141V140H233ZM251 141H253L252 139H251ZM250 141V142H251ZM31 142V141H30ZM42 142V141H41ZM86 142V141H85ZM89 142V141H88ZM88 142L86 143V144H88ZM105 142V141H104ZM117 142V141H116ZM123 142H125L124 140L121 142V143H123ZM147 142V141H146ZM150 142V141H149ZM158 142V141H157ZM171 142V141H170ZM182 142V141H181ZM180 142V143H181ZM184 142H186V141H184ZM230 142H232V140L230 141ZM229 142V143H230ZM245 142V141H244ZM249 142V141H248ZM259 142V141H258ZM32 143V142H31ZM90 143H91V141L89 142V144L88 145H90ZM119 143V142H118ZM118 143H113V144H118ZM136 143H138V141H136ZM143 143H145V142H143ZM177 143V142H176ZM197 143V142H196ZM242 143V142H241ZM251 143H255V142H251ZM261 143V142H260ZM258 144V145H261V144ZM21 144V142L18 144V145H20ZM26 144V143H25ZM44 144V143H43ZM76 144V143H75ZM81 144V143H80ZM93 144V143H92ZM107 144H112V142H108ZM134 144H135V141H134ZM133 144V145H134ZM156 144V143H155ZM160 144V143H159ZM162 144V143H161ZM174 145H175V143H173ZM179 144V142L177 143V145ZM193 144V143H192ZM226 144V143H225ZM244 144V143H243ZM245 144H247V143H245ZM249 144V143H248ZM23 145V144H22ZM42 145V144H41ZM60 145V144H59ZM58 145V146H59ZM63 145V144H62ZM83 145H85V144H83ZM103 145H104V143H103ZM106 145V144H105ZM105 145H104V147H105ZM124 145V144H123ZM127 145L128 144H126V147H127ZM133 145H132V147H133ZM135 145H137L138 146V144H135ZM145 145V144H144ZM143 145V153H144V147L145 148H148V146L146 147V146H144ZM149 145V144H148ZM176 145V146H177ZM181 146V148H182V143L180 144ZM185 145V144H184ZM236 147H237V145L236 144H234ZM250 145V144H249ZM255 145H256V143H255ZM258 145H256V146H258ZM21 146V145H20ZM19 146V147H20ZM29 146V145H28ZM67 145H65L64 146V149H65V147H66ZM81 146V145H80ZM87 146V145H86ZM113 146V145H112ZM112 146H111V148H112ZM115 146V145H114ZM121 146V145H120ZM139 146H141L140 147V149L142 148V145H139ZM168 146V145H167ZM175 146V147H176ZM198 146V145H197ZM223 146V145H222ZM229 146V145H228ZM242 146V145H241ZM239 146V148H244L245 146ZM30 147V146H29ZM62 147V146H61ZM77 147V146H76ZM107 147H109V146H107ZM124 147V146H123ZM125 147V148H126ZM136 147V146H135ZM173 147V146H172ZM205 147H207V146H205ZM225 147V146H224ZM230 147V146H229ZM232 147H233V142H232ZM232 147H230V148H232ZM247 147V146H246ZM252 147V146H251ZM259 147V146H258ZM39 148V149H38ZM55 148V147H54ZM88 148V147H87ZM118 148V147H117ZM139 148V147H138ZM158 148V147H157ZM168 148V147H167ZM204 148V147H203ZM260 148H262V150L264 149V147H260ZM22 149V148H21ZM62 149V148H61ZM90 147H89V151H90ZM98 149V148H97ZM108 149V148H107ZM121 148L119 147V150H120ZM124 149V148H123ZM129 149V148H128ZM127 149V151H125V149H124V151H125V153L127 152L129 155H131L132 154V151L131 150H128ZM135 149V148H134ZM150 149V148H149ZM177 149H179L178 148V146H177ZM176 149V150H177ZM190 149V148H189ZM198 149V148H197ZM235 149H238V148H235ZM241 149H239V152H241L240 150ZM72 150V149H71ZM88 150V149H87ZM116 150V149H115ZM245 150V149H244ZM244 150H242V151H244ZM89 151H87V153L89 152ZM111 151V150H110ZM117 151V150H116ZM121 151H123L122 149H121ZM121 151H120V153H121ZM138 152H139V150H137ZM179 150H177V152H178ZM183 151H184V149H183ZM193 151V150H192ZM222 151H224V150H222ZM230 151H233V153H234V150H229V152ZM252 151V150H251ZM250 151V152H251ZM254 151V150H253ZM82 152V151H81ZM80 152V153H81ZM91 152V151H90ZM98 152V151H97ZM97 152H96V154H97ZM107 152V151H106ZM108 152H109V150H108ZM114 152V151H113ZM133 152H135V151H133ZM140 152H142V149L140 150ZM176 152V151H175ZM181 152V151H180ZM204 152H205V150H204ZM227 152H228V150H227ZM236 152H238L237 150H236ZM238 152V153H239ZM246 152V151H245ZM260 152V151H259ZM116 154H117V152H115ZM124 153V152H123ZM168 153V152H167ZM196 153V152H195ZM198 153V152H197ZM221 153V152H220ZM237 153V154H238ZM256 153L257 152H255V155H256ZM264 153V152H263ZM29 154H30V156L32 157L33 155L34 156H40V158H41V156L42 155H44L45 154V152H44V150H41L40 149V147H36V148H34L33 150H30L29 151ZM47 154H48V152H47ZM66 154V153H65ZM79 154V153H78ZM92 155H93V153H91ZM98 154L100 155L101 153H99L98 152ZM97 154V155H98ZM110 154H112V153H110ZM128 154H126V155H128ZM134 154V153H133ZM140 154V153H139ZM147 154V153H146ZM159 155L160 154H162V152L160 151V153H158ZM182 154V153H181ZM180 154V155H181ZM191 154V153H190ZM199 154V153H198ZM201 154V153H200ZM211 154H213V153H211ZM210 153H209V155H211ZM223 154V153H222ZM225 154H227V153H225ZM229 154V153H228ZM235 154V153H234ZM243 154H245V153H243ZM247 154V153H246ZM245 154V155H246ZM50 155H51V153H50ZM71 155H72V153H71ZM70 155V156H71ZM91 155V156H92ZM109 155V154H108ZM114 155V154H113ZM122 155V154H121ZM136 155H138L137 154V152H136ZM135 155V157L137 158V156ZM141 155H143L142 153H141ZM140 155V156H141ZM148 155V154H147ZM193 155V154H192ZM204 155V154H203ZM207 156H208V153L206 154ZM206 155H204L205 157H206ZM219 155H221V154H219ZM250 155H251V153H250ZM261 154H259V156H260ZM53 156H54V154H53ZM60 156V155H59ZM76 156V155H75ZM78 156V155H77ZM80 156H81V154H80ZM80 156H78L79 158H80ZM86 156V155H85ZM106 156V155H105ZM104 156V157H105ZM169 156V155H168ZM179 156V155H178ZM200 156V155H199ZM214 156V155H213ZM226 156V155H225ZM230 155H228V156H226V157H229ZM242 155H240V157H241ZM251 156H254V154L253 155H251ZM250 156V157H251ZM256 156H258V153H257V155ZM262 156V155H261ZM77 157V158H78ZM87 157V156H86ZM85 157V158H86ZM88 157H89V155H88ZM107 157V156H106ZM112 157V156H111ZM148 157V156H147ZM161 157V156H160ZM171 157V156H170ZM170 157H169V159H170ZM190 157V156H189ZM197 157V156H196ZM211 158H212V155L210 156ZM234 157V156H233ZM34 158V157H33ZM37 158V157H36ZM68 158V157H67ZM71 158V157H70ZM77 158H74V159H77ZM78 158V159H79ZM108 159H109V157H107ZM114 158H115V156H114ZM121 158V157H120ZM123 159L124 158H126V156L125 157H122ZM168 158V157H167ZM173 158H175V157H173ZM181 158H182V156H181ZM192 158H194L193 156H192ZM203 158V157H202ZM208 158L209 157H206V159L208 160ZM220 158H223V160H226V159H224L225 157H220ZM30 159V158H29ZM45 159H47L46 157H45ZM57 159V158H56ZM72 159H73V157H72ZM87 159V158H86ZM85 159V161H89V160H86ZM91 159V158H90ZM98 159H100V157L98 158ZM104 159H106V158H104ZM112 159H113V157H112ZM111 159V160H112ZM128 159V158H127ZM138 159V158H137ZM143 159H144V155H143ZM184 159V158H183ZM196 159V158H195ZM204 159V158H203ZM250 159V158H249ZM26 160H27V157H26ZM44 160V159H43ZM43 160L42 159H40L39 160V163H38V165H37V167H40L41 168V166L42 165H44V162H43ZM107 160V159H106ZM121 160V159H120ZM132 160H133V158H132ZM148 160H149V157H148ZM171 160V159H170ZM177 160V159H176ZM197 160H199V159H197ZM210 160V159H209ZM219 160V159H218ZM235 160H237V158L235 159ZM239 161L241 160V158H239L238 159ZM30 161V160H29ZM28 161V162H29ZM48 161V160H47ZM50 161H51V158H50ZM50 161H49V163H50ZM69 161V160H68ZM72 161V160H71ZM70 161V162H71ZM82 161V160H81ZM84 161V160H83ZM91 161V160H90ZM89 161V162H90ZM109 160H107L106 162L104 161V163H107ZM125 161V160H124ZM127 161H129V159L127 160ZM136 161V160H135ZM143 161V160H142ZM175 161V160H174ZM173 161V162H174ZM184 161V160H183ZM189 161H190V159H189ZM249 161V160H248ZM23 162H24V160H23ZM59 162H61V161H59ZM72 162H74V161H72ZM71 162V163H72ZM76 162H78L77 160H76ZM98 162H99V160H98ZM110 162V161H109ZM117 162V161H116ZM122 162V161H121ZM120 162V163H121ZM132 162V161H131ZM138 163L140 162L139 160L137 161ZM173 162H172V164H173ZM181 162V161H180ZM179 162V163H180ZM187 162H188V160H187ZM191 162V161H190ZM225 162V161H224ZM228 162V161H227ZM230 162V161H229ZM229 162L228 163H226V164H228V166H229ZM262 162H263V160H262ZM25 163V162H24ZM51 163H53V162H51ZM83 163V162H82ZM86 163V162H85ZM91 163H93V162H91ZM90 163V164H91ZM95 163H96V161H95ZM123 163H125V162H123ZM141 163V162H140ZM177 163V162H176ZM189 163V162H188ZM192 163V162H191ZM203 163V162H202ZM201 163V164H202ZM46 164V163H45ZM59 164V163H58ZM57 164V165H58ZM63 164H65V163H63ZM79 164H81V163H79ZM87 164V163H86ZM128 164V163H127ZM126 164V165H127ZM132 164H133V162H132ZM150 164H151V162H150ZM183 164V163H182ZM182 164H181V166H182ZM234 164V163H233ZM255 164H257V163H255ZM34 164H32V166H33ZM60 165V164H59ZM66 165V164H65ZM88 165H89V163H88ZM92 165V164H91ZM109 165V164H108ZM107 165V166H108ZM117 165V164H116ZM120 165V164H119ZM122 165V164H121ZM137 165V164H136ZM135 165V166H136ZM143 165V168H144V164H141L139 167H141ZM166 165V164H165ZM165 165H160V169H159V175L156 177V178H153V177H151L149 180H146V182L148 181V183H146V185H148V187H150V188H155V190H154V192L156 191L157 193H158V195H159V198L161 199V204H162V210H161V212L160 213H157V212H154V211H152V210H147L145 213H144V215L142 216V218H141V220H138V218L136 217V215H138V214H136L134 211L132 212V211H128V213L126 212V210H121V211H123V212H121L120 211V209H119V211L120 212H117L116 213V211H118V208H116V211L115 210H113V211H115V213L116 214H113V215H116V217H113V219L114 220H110L112 223H113V221H115L114 222V226L111 228V227H109L110 228V230H111V232H112V236H110V232H109V236L113 239V242H114V244H116V246H117V244H121V238L125 235V232L127 231H125L124 232V230H125V224H124V221H125V219L127 218V221H128V223H126L127 225L128 224H130L131 226H132V228L131 227H128L127 226V228H130V230L129 231H131V229H132V232H133V234H131V233H129V235H128V233L125 235V236H127L128 238V240L130 239V240H132V241H130V242H132V243H130L129 245H130V247H131V244H133L134 242H136L135 244H136V253H137V255L139 256L140 255V257H139V259H141V262L142 263H140L138 260V262L140 263V264H175V263H177V264H190L189 263V261H188V259H187V256H185V254L183 253V251H179V249H177L176 247L177 246H179V240H182V239H186V241L185 242H190L192 245H190V246H195V247H197V246H199L198 247V249L200 248L202 251L203 250H205L206 248H208V247H210V245H211V242H212V239L209 237V236H207V235H205L201 230H200V228H198L197 226H192V227H190V226H188V227H185L186 225H188V223L190 222V223H193V222H191V221H189L190 220V218L192 217H189V220H188V218L187 219H184L185 220V222L186 221H188V222H186L185 223V226L184 225H182V224H177V222H176V224L178 225H175L176 226V231H177V234L176 233H174V231H173V228H172V218H171V214H170V206H169V202H168V199H167V192H166V181H167V175H166V166ZM190 165H192V164H190ZM224 165H225V163H224ZM231 165H232V161H231ZM230 165V166H231ZM239 165V164H238ZM35 166V165H34ZM47 166H48V164H47ZM62 166V165H61ZM75 166H77L76 164H75ZM79 166H81V165H78L77 167H76V169L79 167ZM82 166H83V164H82ZM112 166V165H111ZM123 166V165H122ZM133 165H131V167H129V169H128V173H129V177H133L132 176V174L134 173V171H132L133 170V167H132ZM134 166V167H135ZM151 166V165H150ZM172 166V165H171ZM180 166V165H179ZM193 166H195V165H193ZM202 166V165H201ZM206 166V165H205ZM204 166V167H205ZM217 166V165H216ZM219 166V165H218ZM227 166V165H226ZM226 166H225V168H226ZM245 166V165H244ZM44 167V166H43ZM64 167V166H63ZM62 167V168H63ZM68 167V166H67ZM92 167V166H91ZM95 167H97V166H95ZM105 167V166H104ZM119 167V166H118ZM126 167V166H125ZM176 167V166H175ZM183 167H184V164H183ZM188 167V166H187ZM233 167H234V165H233ZM239 167H240V165H239ZM251 167V166H250ZM55 168V167H54ZM58 168V167H57ZM81 168V167H80ZM89 168V167H88ZM107 168V167H106ZM111 168V167H110ZM122 168H124V167H122ZM121 168V169H122ZM128 168V167H127ZM127 168H125L126 170H127ZM131 168H132V170H131ZM136 168V167H135ZM149 168V167H148ZM172 168V167H171ZM174 168V167H173ZM177 168H178V166H177ZM180 168V167H179ZM177 169L178 170V173H179V170L181 169ZM185 168V167H184ZM206 168H207V166H206ZM219 168V167H218ZM222 168V167H221ZM231 168V167H230ZM257 168V167H256ZM264 168V167H263ZM52 169V168H51ZM59 169V168H58ZM61 169V168H60ZM59 169V171H61V172H63V170H60ZM64 169V168H63ZM66 169H69V168H66ZM66 169H64V170H66ZM91 169V168H90ZM102 169V168H101ZM114 169V168H113ZM183 169V168H182ZM252 169V168H251ZM254 169V168H253ZM42 170V169H41ZM50 170V169H49ZM104 170V169H103ZM140 170V169H139ZM144 171H142V168H141V172L142 173H144V172H146L147 173V171H145V169H143ZM149 170V169H148ZM198 170V169H197ZM199 170H202V169H199ZM198 170V171H199ZM220 170H222V169H220ZM226 170V169H225ZM228 170H231V169H228ZM264 170V169H263ZM262 170V171H263ZM32 171V170H31ZM58 171V172H59ZM67 171V170H66ZM66 171H64V172H66ZM82 171V170H81ZM80 171V172H81ZM106 171H108L107 169H106ZM112 171V170H111ZM137 171V170H136ZM184 171V170H183ZM224 171V170H223ZM56 172V171H55ZM57 172V173H58ZM64 172H63V175H64ZM69 172H70V170H69ZM83 172V171H82ZM84 172H85V170H84ZM96 172V171H95ZM94 172V173H95ZM100 172V171H99ZM123 172V171H122ZM125 172V171H124ZM138 172V171H137ZM175 172V171H174ZM177 172V171H176ZM185 172V171H184ZM241 172V171H240ZM256 172V171H255ZM254 172V173H255ZM108 173V172H107ZM111 173H113V172H111ZM111 173L109 174L110 176H111ZM127 173V172H126ZM140 173V172H139ZM138 173V175H140L141 176V174H139ZM152 173V172H151ZM178 173L176 174V176H178ZM186 174H187V172H185ZM197 173V172H196ZM195 173V174H196ZM224 173H225V171H224ZM253 173V174H254ZM67 174V173H66ZM71 174H73V173H71ZM76 174V173H75ZM82 174V173H81ZM80 174V175H81ZM84 174V173H83ZM86 174V173H85ZM84 174V175H85ZM235 174V173H234ZM252 173H251V175H253ZM257 174V173H256ZM259 174H261V171H260V173ZM259 174H257V176H259ZM47 175H48V173H47ZM46 175V176H47ZM74 175V174H73ZM84 175H81V176H79V178H81L82 176L84 177ZM105 175V174H104ZM119 175V174H118ZM128 175V174H127ZM145 176V178H146V176H147V174H144ZM152 175V174H151ZM199 175V174H198ZM206 176H207V174H205ZM243 175V174H242ZM248 175H250V173L248 174ZM248 175H246V176H248ZM250 175V176H251ZM255 175V174H254ZM262 175V174H261ZM27 176V175H26ZM29 176V175H28ZM34 176V175H33ZM35 176H36V174H35ZM52 176V175H51ZM62 176V175H61ZM64 176H66V175H64ZM64 176H63V178H64ZM86 176V175H85ZM87 176H88V174H87ZM90 176V175H89ZM89 176L87 177V178H89ZM94 176V175H93ZM103 176V175H102ZM125 176V174L123 175V177ZM136 175H134V177H135ZM257 176H255V177H257ZM67 177H68V174H67ZM82 177V178H83ZM105 177H109V176H105ZM112 177V176H111ZM133 177V178H134ZM149 177V176H148ZM184 177V176H183ZM186 177V176H185ZM197 177V176H196ZM199 177V176H198ZM245 177V176H244ZM249 177V176H248ZM261 177V176H260ZM77 178V177H76ZM75 178V179H76ZM86 177L85 178H83V182L85 181L84 179H87ZM136 178V177H135ZM134 178V179H135ZM140 178V177H139ZM138 178V179H139ZM143 178V177H142ZM175 178V177H174ZM240 178V177H239ZM259 178V177H258ZM28 179H29V177H28ZM35 179H38V178H35ZM61 179V178H60ZM65 179V178H64ZM73 180V178H70V180ZM101 179V178H100ZM100 179H99V181H100ZM123 179L124 178H122V180L120 179V181H123ZM199 179V178H198ZM197 179V180H198ZM238 179V178H237ZM245 180H247L246 178H244ZM252 179V178H251ZM32 180V179H31ZM47 180V179H46ZM79 179H77L76 180V183H75V185L77 184V186H78V188L77 189H80V185H78V183L79 184H83V182H81L80 183V181H82L81 179L79 180V182H77ZM103 179H101V181H102ZM108 181H109V179H107ZM112 180V179H111ZM118 180V179H117ZM127 180V179H126ZM129 180V179H128ZM202 180V179H201ZM258 180V179H257ZM262 179H260V181H261ZM62 181V180H61ZM134 180H130V182L132 183ZM145 181V180H144ZM248 181H250L251 182V180H249L248 179ZM70 182V181H69ZM86 182H88V181H86ZM85 182V183H86ZM105 182H106V180H105ZM105 182H102L101 184H105ZM119 182V181H118ZM135 182V181H134ZM134 182H133V184H134ZM237 182H239L238 180H237ZM242 182V181H241ZM247 182V181H246ZM253 182V181H252ZM257 182L258 181H256V184H257ZM262 182V181H261ZM51 183V182H50ZM64 183H66V182H64ZM73 183H74V181H73ZM73 183H72V185H73ZM92 183V182H91ZM107 183V182H106ZM109 183V182H108ZM107 183V185L109 186V184ZM126 183H127V181H126ZM130 183V184H131ZM139 183V182H138ZM142 183V182H141ZM259 183V182H258ZM31 184V183H30ZM58 185H59V183H57ZM71 184V183H70ZM69 184V186H72V185H70ZM86 184H88V183H86ZM98 184V183H97ZM114 184V183H113ZM122 184V183H121ZM121 184L119 185V186H121ZM124 184V183H123ZM132 184V185H133ZM225 184V183H224ZM238 184H241V183H238ZM244 184V183H243ZM247 184V183H246ZM261 184V183H260ZM33 185V184H32ZM61 185V184H60ZM75 185H73V189H76L75 187ZM94 185V184H93ZM107 185H106V187H107ZM117 185H118V183H117ZM135 185V184H134ZM250 185V184H249ZM253 185H255V184H253ZM33 186H36V185H33ZM75 186V187H74ZM83 186V185H82ZM81 186V187H82ZM92 186V185H91ZM105 186V185H104ZM114 186V185H113ZM112 186V187H113ZM136 186V185H135ZM141 186V185H140ZM139 186V187H140ZM145 185H143V187H144ZM246 186V185H245ZM258 186H261V185H258ZM60 187V186H59ZM87 187H89V184H88V186ZM86 187V188H87ZM98 187V186H97ZM100 187H102V185L100 186ZM110 187V186H109ZM111 187V188H112ZM129 186H127V188H128ZM147 187V188H148ZM170 187V186H169ZM176 187V186H175ZM178 188H180L179 189V191L181 192V189L182 190H184L183 189V186H181V187H179V186H177ZM177 187L175 188V189H177ZM215 187V186H214ZM250 187H251V185H250ZM249 187V188H250ZM40 188V187H39ZM67 188V187H66ZM105 188V187H104ZM108 188V187H107ZM107 188H105L106 190H107ZM114 188V192H115V194L116 195H114V196H116V198H115V200L114 199H111V200H114V201H112V202H116V200H117V205H121L120 203L121 202H123V192L124 191H121V189H119V187L117 186V187H113ZM113 188H112V190H113ZM120 188H122V187H120ZM130 188V187H129ZM135 189H136V187H134ZM134 188H131V189H134ZM145 188V187H144ZM146 188V189H147ZM185 188V187H184ZM254 188H255V186H254ZM259 188V187H258ZM30 189V188H29ZM68 189V188H67ZM88 189V188H87ZM95 189V188H94ZM97 189V188H96ZM102 189V188H101ZM104 189V190H105ZM141 189V188H140ZM139 189V190H140ZM236 189H237V187H236ZM36 190V189H35ZM41 190V189H40ZM63 190V189H62ZM72 190V189H71ZM103 190V189H102ZM108 190H109V188H108ZM111 190V189H110ZM123 190H125L124 188H123ZM130 190V189H129ZM191 190V189H190ZM190 190H189V192H190ZM247 190H249V189H247ZM246 190V191H247ZM250 190H252V189H250ZM257 190V189H256ZM29 191V190H28ZM31 191H32V189H31ZM65 191L66 190H64V193H65ZM87 191H89V190H87ZM96 191V190H95ZM128 191V190H127ZM132 191H134V190H132ZM136 191H137V189H136ZM136 191H134V192H136ZM175 191H178V189L177 190H175ZM175 191H172L173 192V194L172 195H177L178 194V196H179V192H177V194H176V192ZM186 191V190H185ZM185 191H184V193H185ZM210 191V190H209ZM35 192V191H34ZM49 192V191H48ZM100 192V191H99ZM108 192V191H107ZM126 192V191H125ZM130 192H131V190H130ZM133 192V193H134ZM152 192V191H151ZM183 192V191H182ZM191 192H193L192 194H194L195 192L194 191H191ZM190 192V193H191ZM219 192V191H218ZM253 192V191H252ZM256 194H258L256 191H254ZM50 193V192H49ZM67 193V192H66ZM76 193H78V191H76ZM101 193H103V191L101 192ZM143 193V192H142ZM175 193V194H174ZM190 193H189V196H190ZM196 193H198L199 194V192H196ZM248 193H250V195H251V191L249 192L248 191ZM247 193V194H248ZM55 194V193H54ZM69 194V193H68ZM83 194H84V192H83ZM100 194V193H99ZM109 194H111V196H112V193L110 192ZM126 194H129L128 192L126 193ZM138 194H140V193H138ZM188 194V193H187ZM215 194V193H214ZM246 194V193H245ZM254 194V193H253ZM252 194V195H253ZM34 195V194H33ZM43 195V194H42ZM51 195H52V193H51ZM81 195V194H80ZM86 195V194H85ZM102 195H104V194H102ZM133 195V194H132ZM181 195V194H180ZM255 195V194H254ZM261 195V194H260ZM55 196H57V195H54L53 197H55ZM106 196H107V194H106ZM125 196V195H124ZM131 195L129 194V197H130ZM135 196V195H134ZM146 196V195H145ZM188 195H186V197H187ZM195 196V195H194ZM221 196V195H220ZM228 196V195H227ZM236 196V195H235ZM241 196H243L242 195V192H241ZM241 196H239V197H241ZM246 196V198L247 197H249L248 195H245ZM27 197V196H26ZM57 197H61L60 195L59 196H57ZM64 196L62 195V198H63ZM65 197H67V196H65ZM95 197L96 196H94V199H95ZM99 197H100V195H99ZM104 197V196H103ZM107 197H109V196H107ZM107 197H106V199H107ZM128 197V196H127ZM132 197V196H131ZM131 197H130V200H131ZM144 197V196H143ZM173 197V196H172ZM177 197V196H176ZM186 197H184V198H186ZM191 197H192V195H191ZM224 197V196H223ZM223 197H222V200H223ZM238 197V198H239ZM255 197H256V195H255ZM254 197V198H255ZM18 198V197H17ZM49 198V197H48ZM52 198V197H51ZM56 198V197H55ZM59 198L57 199L58 201H59ZM70 198V197H69ZM69 198H64V199H69ZM113 198V197H112ZM146 198V197H145ZM155 198V197H154ZM179 198H180V196H179ZM242 198V197H241ZM241 198H240V200H241ZM243 198H245V197H243ZM64 199H62L61 201H62V203L64 202L63 200ZM73 199V198H72ZM71 199V201L69 202V203H73V200ZM79 199H82V198H79ZM94 199H92L91 201H93ZM109 199V198H108ZM133 199V198H132ZM136 199V198H135ZM140 198H138V200H139ZM157 199V198H156ZM173 199V198H172ZM175 199V198H174ZM187 199V198H186ZM210 199V198H209ZM231 199V198H230ZM248 199H250V198H248ZM51 200V199H50ZM56 200V202H58ZM74 200H75V198H74ZM86 200V199H85ZM102 199L100 198V201H101ZM110 200V199H109ZM110 200V201H111ZM137 200V199H136ZM181 200H182V198L180 199V201L179 200H177V198H176V200H174V203L176 202L177 203V201H179V202H181ZM188 201L187 202H189L190 201V199H187ZM198 200V199H197ZM200 200H202V199H200ZM232 201L233 200H235V199H231ZM251 200H252V198H251ZM258 200V198H256V201ZM48 201H49V199H48ZM61 201H60V203H61ZM67 201V200H66ZM76 201V200H75ZM75 201H74V203H75ZM77 201H79L78 199H77ZM82 201V200H81ZM106 201H108V200H106ZM141 204L142 203H145L142 199H141ZM147 201H148V199H147ZM151 201V200H150ZM154 201V200H153ZM196 201V200H195ZM214 201V200H213ZM217 201V200H216ZM225 201V200H224ZM236 201V203H237V200H235ZM0 202H2V201H0ZM14 202V201H13ZM40 202V201H39ZM51 203H52V200L50 201ZM55 201L53 202V204L55 205V203H56ZM83 202V201H82ZM87 202V201H86ZM94 202V201H93ZM92 202V203H93ZM103 202V201H102ZM132 202V201H131ZM130 202V203H131ZM173 202V201H172ZM215 202V201H214ZM229 202V201H228ZM252 202V201H251ZM4 203H5V201H4ZM34 203V202H33ZM48 203V202H47ZM62 203H61V205H62ZM69 203H67V207H69L70 209L71 208H74L73 206H69L68 204ZM115 203V204H116ZM124 203V202H123ZM152 203V202H151ZM157 203V202H156ZM171 203V202H170ZM173 203V204H174ZM175 203V204H176ZM184 203V202H183ZM190 203V202H189ZM193 202H191V204H192ZM196 203H199V202H197L196 201ZM203 203V202H202ZM217 204H219L218 202H216ZM216 203L214 204V205H216ZM244 203H245V201H244ZM255 203V202H254ZM256 203H258V202H256ZM44 204V203H43ZM49 204V203H48ZM58 204H59V202H58ZM64 204H63V206L62 207H64ZM81 204V203H80ZM107 204H109V202H107ZM106 204V205H107ZM114 204V205H115ZM136 204V203H135ZM134 204V205H135ZM147 204V203H146ZM150 204V203H149ZM149 204H148V207H149ZM158 204V203H157ZM182 204V203H181ZM186 203H184L183 205H185ZM195 204V203H194ZM207 204V203H206ZM238 204V203H237ZM249 204V203H248ZM5 205V204H4ZM16 205V204H15ZM19 205V204H18ZM20 205H21V203H20ZM27 205V204H26ZM25 205V206H26ZM53 205V206H54ZM60 205V204H59ZM73 205V204H72ZM75 205H77L76 207H78L79 206V204H78V202L75 204ZM82 205V204H81ZM84 205V204H83ZM83 205L82 206H80V207H78V211L79 212H77V210H76V212L77 213H80L81 211H80V208L81 207H83ZM86 205V212H88V217L87 218H85V220H87L86 222L84 221V222H82V224H83V226H81V223L80 224H77V226H76V230H75V232H74V234H73V236H74V242H76L77 241V243L79 242V241H81L82 242V245L79 243V245L77 244V250H80V249H83L84 251H83V257H84V259L82 260V262H80V263H78V261L80 260H78L76 263H78V264H101V256H102V249H101V243L103 242V237H104V229H103V221H104V219H105V217H103L104 216V214H103V205H102V203L101 202H99V203H97L96 205H94V207L93 206H91L90 205V203H86L85 204ZM93 205V204H92ZM124 205V204H123ZM133 205V206H134ZM139 205V204H138ZM159 205V204H158ZM172 205V204H171ZM177 205H180V203L179 204H176V206ZM189 205V204H188ZM198 205H200V203L198 204ZM198 205H196L195 204V206H190V207H195L196 208V206H198ZM213 205V204H212ZM219 205H221V203L219 204ZM218 205V206H219ZM236 205V204H235ZM243 206H244V204H242ZM250 205V204H249ZM257 205V204H256ZM2 206V205H1ZM51 206V205H50ZM58 205L56 204V206H54V207H57ZM65 206V207H66ZM186 206H187V204H186ZM208 206V205H207ZM211 206V205H210ZM209 206V207H210ZM217 206V207H218ZM231 206V205H230ZM251 206V205H250ZM3 207V206H2ZM6 207H8V206H6ZM20 207V206H19ZM67 207L65 208V209H67ZM75 207V208H76ZM117 207V206H116ZM173 207V206H172ZM180 207H182V206H180ZM206 207V205L204 206V208ZM220 207V206H219ZM232 207V210H234L233 209V206H231ZM23 208V207H22ZM31 208V207H30ZM39 208V207H38ZM59 208H60V206H59ZM58 208V209H59ZM94 208V210H96L95 212H93V209ZM105 208H108L109 209V207H105ZM110 208H112V206H110ZM113 208H115V206H113ZM112 208V209H113ZM143 208V207H142ZM174 208H176V207H174ZM179 210H180V208L179 207H177ZM183 208V207H182ZM181 208V209H182ZM194 208V209H195ZM203 208V209H204ZM207 208V207H206ZM212 208H213V206H212ZM245 208H247L246 206H245ZM244 208V209H245ZM254 208H256V207H254ZM2 209V208H1ZM20 209V208H19ZM69 209V210H70ZM77 209V208H76ZM108 209H107V211H108ZM123 209H125V207H123ZM140 209V208H139ZM177 209V210H178ZM191 209V208H190ZM208 209V208H207ZM217 209V208H216ZM216 209H215V211H216ZM219 209V208H218ZM240 209H241V206H240ZM240 209H239V212H240ZM243 209V208H242ZM259 209V208H258ZM15 210V209H14ZM21 211H17L18 213H16L17 214V216H16V220H13V222H12V224L13 225H15L16 224V222H17V220L18 219H20V217L22 216V212L24 211V209H20ZM64 210V209H63ZM68 210V209H67ZM67 210H65V211H63V212H65V214H66V212H68ZM105 210V209H104ZM128 210V209H127ZM143 210V209H142ZM157 210V209H156ZM196 210V209H195ZM213 210H214V208H213ZM222 210V209H221ZM221 210H220V212H221ZM230 210V209H229ZM249 210V209H248ZM251 210H254V209H250V211ZM39 211V210H38ZM56 211V210H55ZM70 211H72V209L70 210ZM74 211V214L76 213L75 212V209L73 210ZM73 211H72V213H73ZM106 211V210H105ZM125 211V212H124ZM137 211V210H136ZM144 211V210H143ZM189 209H187V214L188 215H190L189 214ZM196 211H198V210H196ZM202 211V210H201ZM209 211H211V210H209ZM227 211V210H226ZM225 211V212H226ZM238 211V210H237ZM249 211V212H250ZM111 212H112V210H111ZM140 212V211H139ZM200 212V211H199ZM204 212H206V211H204ZM222 212H224V211H222ZM231 212V215L233 214V212L234 211H230ZM254 212V211H253ZM258 212H260V211H258ZM258 212H256L257 214H255V212H254V214L256 215V217L258 216ZM24 213V212H23ZM27 216H32L33 214L35 215V212L34 211H32V209H30L29 211L27 210ZM59 213H62L61 212V210H60V212ZM105 213V212H104ZM109 213V211L107 212V214ZM175 213V212H174ZM178 213V212H177ZM179 213H180V211H179ZM183 213H185V212H183ZM182 211H181V216H182ZM194 213H196L197 214V212H194ZM207 213V212H206ZM229 213V212H228ZM236 214H238V212H235ZM241 213V212H240ZM244 213V212H243ZM243 213H241L242 215H243ZM251 214H252V212H250ZM14 214V213H13ZM32 214V215H31ZM65 214H64V217H66L67 216V214H66V216H65ZM70 214V213H69ZM73 214V215H74ZM81 214V213H80ZM80 214L78 215V217L77 218H79L80 217ZM107 214H105V215H107ZM112 214V213H111ZM141 214V213H140ZM200 214H201V212H200ZM204 214L205 213H203V215L202 216H204ZM210 214V213H209ZM245 214V213H244ZM25 215V214H24ZM38 215V214H37ZM72 215V216H73ZM77 215H75V217H74V219L76 218V216ZM85 215V214H84ZM186 215V214H185ZM211 215V214H210ZM210 215H209V217H210ZM226 215V214H225ZM227 215H229V214H227ZM231 215H229V216H231ZM248 215V214H247ZM69 216V215H68ZM68 216H67V218H68ZM109 216H110V214H109ZM205 216H207L206 214H205ZM213 216V215H212ZM215 216H217V215H215ZM219 216V215H218ZM217 216V217H218ZM234 216V215H233ZM233 216H231V217H233ZM239 216H240V214H239ZM264 217V215H260L259 217ZM8 218V216H6L5 215V218ZM61 217V216H60ZM60 217H59V219H58V224H60L61 225V223L60 222H62L61 220H63V215H62V217H61V220H60ZM83 217H85V216H83ZM139 217V216H138ZM187 217V216H186ZM193 217H195L194 216V214H193ZM192 217V218H193ZM201 217V216H200ZM217 217H215V218H217ZM231 217H230V220H231ZM236 217V216H235ZM248 217V216H247ZM251 217V216H250ZM4 217L2 218H0V233L4 236V234H5V236L3 237V238H0V249L1 248H4V249H9L10 247H12V248H17L18 246H19V244H18V242H19V239L18 238H14V237H11V236H9L8 237V233L9 232H11V231H9V230H7V229H3V227H5L6 225H8V222H7V220L5 219ZM66 218V219H67ZM81 218H82V216H81ZM108 218V217H107ZM110 218H111V216H110ZM179 218V217H178ZM177 218V219H178ZM205 218H207V217H205ZM211 218V217H210ZM221 218V221H224L225 219L223 218V216L221 217H219V219ZM222 218L224 219V220H222ZM237 218V217H236ZM239 218H241V217H239ZM15 219V218H14ZM23 219V218H22ZM80 219V218H79ZM201 219V218H200ZM227 219V218H226ZM233 219H234V217H233ZM251 219V218H250ZM259 219V218H258ZM11 220V221H12ZM52 220V219H51ZM67 220H70V219H67ZM66 220V221H67ZM81 220V219H80ZM107 220V219H106ZM105 220V221H106ZM176 220V219H175ZM179 220H182V219H179ZM202 221L203 220H208V219H201ZM213 220V219H212ZM238 220V219H237ZM236 220V221H237ZM242 220V219H241ZM10 221V222H11ZM60 221V222H59ZM64 221H65V219H64ZM76 221V220H75ZM77 221H78V219H77ZM108 221V220H107ZM106 221V222H107ZM110 221H108V222H110ZM137 221H139L140 222V225L139 224H137ZM193 221V220H192ZM196 221H198L197 220V217H196ZM195 221V222H196ZM220 221V220H219ZM234 221H235V219H234ZM235 221V222H236ZM244 221V220H243ZM262 221H264V220H262ZM261 221V222H262ZM47 222H49V221H47ZM52 222V221H51ZM138 222V223H139ZM179 222H182V221H179ZM184 222V221H183ZM182 222V223H183ZM194 222V223H195ZM204 222V221H203ZM208 222L211 224L212 223V225H214V224H216L217 225V223L219 224L220 222H216L215 221V223L213 224V222H211V221H209L208 220ZM239 222V221H238ZM249 222H250V220H249ZM255 222V221H254ZM29 222L26 220H24V222H22V225H23V229L21 230V233L24 231V227L28 224ZM46 223V222H45ZM50 223V222H49ZM65 223V222H64ZM69 223V222H68ZM76 223H78V222H76ZM112 223H111V225L110 226H112ZM204 223H206V222H204ZM223 223H225V221L223 222ZM230 223H231V221H230ZM256 223H257V221H256ZM20 224H21V222H20ZM53 224H56V226L58 225L57 224V222H55V223H53ZM53 224L51 225V223H50V225L52 226V228H53ZM70 224V223H69ZM107 224H109V223H107ZM136 224L137 225H139L140 227L138 228V227H136ZM184 224V223H183ZM210 224H208L209 225V227H210ZM233 224H237V223H233ZM239 224V223H238ZM238 224H237V226H238ZM247 224V223H246ZM260 224V223H259ZM262 224H263V222H262ZM10 225V224H9ZM44 225V224H43ZM45 225H48V224H45ZM59 225V226H60ZM66 225V224H65ZM68 225V224H67ZM66 225V226H67ZM193 225V224H192ZM241 224H239V226H240ZM243 225V224H242ZM248 225V224H247ZM245 226V228L246 227H248V226ZM253 225V224H252ZM251 225V226H252ZM257 225V224H256ZM12 226V225H11ZM39 226V225H38ZM55 226V225H54ZM59 226H58V228H59ZM65 226V227H66ZM105 226H106V223H105ZM108 226V225H107ZM228 226V225H227ZM10 227V226H9ZM12 227H14V226H12ZM60 227H62V225L60 226ZM135 227L137 228V231L139 230V232H137V234L135 233V231H136V229H135ZM243 227V226H242ZM259 227H261V226H259ZM2 228V229H1ZM19 228V227H18ZM22 228V227H21ZM56 228V227H55ZM55 228H54V230H55ZM71 228V227H70ZM255 228V227H254ZM262 228V227H261ZM264 228V227H263ZM31 229V228H30ZM62 229V228H61ZM64 229H67V228H64ZM105 229H106V227H105ZM175 229V228H174ZM233 229V228H232ZM257 229V228H256ZM18 230V229H17ZM34 230V229H33ZM50 230V229H49ZM57 230V229H56ZM59 231H60V229H58ZM74 230V229H73ZM133 230H135V231H133ZM221 230V229H220ZM219 230V231H220ZM228 230V229H227ZM235 229H233V231H234ZM31 230H27V232L29 233ZM37 231V230H36ZM62 231H64V230H62ZM109 231V230H108ZM230 231V230H229ZM232 231V232H233ZM239 231V230H238ZM243 230H240L239 232H236L235 234L236 235H238V234H240V235H243L244 233L242 232ZM16 232V231H15ZM53 232V231H52ZM67 232V231H66ZM231 232V231H230ZM255 232H256V230H255ZM260 232H262L261 231V229H260ZM33 233V232H32ZM38 233L40 234V236L42 237H47V236H49V232H46V229L44 228V227H39V230H38ZM37 233V234H38ZM47 233V234H46ZM59 233V232H58ZM107 234H108V232H106ZM217 233H218V231H217ZM225 233V232H224ZM234 233V232H233ZM257 233L259 234V230L257 231ZM13 234H14V232H13ZM64 234H69V233H64ZM63 234V235H64ZM72 234V233H71ZM178 235V238L176 237V235ZM230 234H232V233H230ZM251 234V233H250ZM261 234V233H260ZM264 234V233H263ZM30 235V234H29ZM61 235V234H60ZM1 236V235H0ZM28 236V235H27ZM27 236L25 237V238H27ZM225 236V235H224ZM227 236V235H226ZM225 236V237H226ZM252 236V235H251ZM262 236H264V235H262ZM24 237V236H23ZM37 237H38V235H37ZM66 237V236H65ZM109 237V239L108 240H110L109 242L111 243V238ZM156 237H159V239L160 240H158V245H155L154 244V238L156 239ZM231 237H233V236H231ZM242 237V236H241ZM244 237V236H243ZM257 237H258V235H257ZM36 238V237H35ZM106 238V237H105ZM107 238H108V236H107ZM221 238V237H220ZM222 238H224V237H222ZM230 238V237H229ZM258 238H261V236L259 235V237ZM262 238H264V237H262ZM261 238V239H262ZM41 239V238H40ZM68 239H70V235H69V237H68ZM127 239H125L124 238V240H127ZM227 239V238H226ZM241 239V238H240ZM243 239H246V238H243ZM257 239V238H256ZM33 240V239H32ZM47 240V239H46ZM107 239H105V241H106ZM137 240V241H136ZM230 240V239H229ZM236 240H237V238H236ZM260 240V239H259ZM263 240V239H262ZM262 240H260L261 242H262ZM38 241V240H37ZM41 240H39V242H40ZM45 241V240H44ZM104 241V242H105ZM129 241H127V243L129 242ZM214 241V240H213ZM228 241V240H227ZM231 241V240H230ZM246 241V240H245ZM258 241V240H257ZM256 241V242H257ZM264 241V240H263ZM35 242V241H34ZM42 242V241H41ZM50 242V241H49ZM49 242H48V244H49ZM103 242V243H104ZM107 242V241H106ZM109 242H107L108 244H109ZM233 242V241H232ZM248 242H251V245L248 243ZM33 243V242H32ZM44 243V242H43ZM51 243H53V242H51ZM55 243V242H54ZM123 243H124V241H123ZM182 243H183V241H182ZM197 243H198V245H197ZM234 243H235V241H234ZM244 243V242H243ZM246 243V242H245ZM247 243H248V245H247V247H245L247 250H249L250 252H251V254L249 253V255H245L246 257L248 256V258L250 257V259H251V262H249L248 264H264V255L262 256V253L263 252H261L260 250H258V249H256V247L253 245V243H252V237H250V235L249 234H247ZM41 244V243H40ZM105 244V243H104ZM114 244H112L113 245V247L112 246H109L110 248H106V250L107 249H110L108 252H109V254H107V251L106 252H104V253H106L107 254V256H106V258H110V262L108 261V259L106 260V261H108V263L107 264H121L122 263V261L123 260H121V257H120V255H122L121 253H119L120 251H122V249L124 250V247H125V245H123L122 247L120 246V249L119 248H117V247H119V246H115L114 247ZM236 244V243H235ZM235 244H234V246H235ZM240 244V243H239ZM262 244H264V243H262ZM59 245V244H58ZM62 245V244H61ZM60 245V246H61ZM81 245V246H80ZM128 245V244H127ZM129 245H128V247H129ZM183 245V244H182ZM197 245V246H196ZM236 245H238V244H236ZM257 245H259V244H257ZM41 246V245H40ZM45 246H47L46 244H45ZM212 246V245H211ZM214 246H216V245H213V247ZM218 246V245H217ZM221 246V245H220ZM242 246V244L240 245V246H236V247H241ZM260 246H261V244H260ZM51 247V246H50ZM183 247H184V245H183ZM235 247V248H236ZM68 248V247H67ZM104 248V249H105ZM179 248V247H178ZM188 248V247H187ZM187 248H185L186 250V252H187ZM194 248V247H193ZM212 248V247H211ZM220 248V247H219ZM219 248H217V249H219ZM223 248V247H222ZM242 248V247H241ZM59 249V248H58ZM57 249V250H58ZM72 249V248H71ZM103 249V251H105ZM126 249V248H125ZM189 249V248H188ZM197 248H195V250H196ZM246 249H245V251H246ZM192 250V249H191ZM207 250V249H206ZM213 250V249H212ZM219 250H221V249H219ZM69 250H67V252H68ZM70 251H72V250H70ZM69 251V252H70ZM125 251V250H124ZM126 251H128V248L126 249ZM196 251H199V250H196ZM208 251V250H207ZM222 251V250H221ZM244 251V250H243ZM244 251V252H245ZM264 251V250H263ZM42 252H45V249H43V251ZM48 252V251H47ZM65 252V251H64ZM131 252V251H130ZM192 252H194L195 253V251H192ZM206 252V251H205ZM214 252V251H213ZM213 252H212V254H211V251H210V254L211 255H213ZM242 252V251H241ZM240 252V253H241ZM39 253V252H38ZM49 253V252H48ZM103 253V254H104ZM123 253V252H122ZM128 253V252H127ZM126 252L124 253V254H126L125 256L129 259V257H128V254H127ZM188 254L190 253V251L189 252H187ZM198 253V252H197ZM248 253V252H247ZM55 254V253H54ZM57 254V253H56ZM61 254V253H60ZM68 254V253H67ZM81 254V253H80ZM105 254V255H106ZM132 254H134L133 252H132ZM132 254L130 253L129 255L130 256H132ZM200 254V253H199ZM198 254V255H199ZM201 254H202V252H201ZM204 254V253H203ZM206 254V253H205ZM243 254V253H242ZM38 255V254H37ZM50 255H51V253H50ZM57 255H59V254H57ZM70 255V254H69ZM187 255V254H186ZM197 255V256H198ZM208 255V254H207ZM217 255L219 256V254H216V255H214V256H216L217 257ZM243 255V256H244ZM65 256V255H64ZM72 256V255H71ZM75 256V255H74ZM79 256V255H78ZM77 256V257H78ZM104 256V255H103ZM109 256V257H108ZM124 256V257H125ZM134 256V255H133ZM191 256V255H190ZM194 256H195V254H194ZM193 256V258L195 259V257ZM210 256V255H209ZM208 256V257H209ZM41 257H43V256H41ZM53 257H55V256H53ZM68 257V256H67ZM80 257H82V256H80ZM93 257H95L94 259H92ZM204 257H205V255H204ZM212 257V256H211ZM19 258V257H18ZM35 258V257H34ZM57 258V257H56ZM71 258V257H70ZM73 258V257H72ZM76 258V256L74 257V259ZM127 258H126V260H127ZM134 258V257H133ZM133 258H131L130 257V259H131V263L132 264H134V262H136V261H133L132 259ZM198 258V257H197ZM207 258V257H206ZM62 259H63V257H62ZM67 259V258H66ZM78 258H76V260H77ZM125 259V258H124ZM129 259V260H130ZM136 259V258H135ZM213 259H215V257H213ZM213 259H211V260H213ZM220 259L221 260H223V261H225L226 262V264H239V261H238V255H236L235 253H234V248H232L231 249V251H230V254H226V253H222L221 255H220ZM46 260H47V258H46ZM58 260V259H57ZM92 260H94V261H92ZM202 260L203 259H201V263H202ZM215 260H217V259H215ZM28 261V260H27ZM44 261V260H43ZM54 261V260H53ZM56 261V260H55ZM54 261V262H55ZM60 261H62L61 259H60ZM67 261V260H66ZM125 261V260H124ZM123 261V263H125ZM133 261V262H132ZM69 262V261H68ZM72 262V261H71ZM103 262H104V259H103ZM103 262H102V264H103ZM127 262H128V260H127ZM127 262H126V264H127ZM191 262V261H190ZM197 262H199V261H197ZM210 262V261H209ZM216 262V261H215ZM214 262V263H215ZM218 262V261H217ZM216 262V264H220V262H218L217 263ZM60 263V262H59ZM62 263V262H61ZM60 263V264H61ZM74 263V262H73ZM72 263V264H73ZM105 263V262H104ZM129 263V262H128ZM194 263H196V260H195V262ZM212 263H213V261H212ZM213 263V264H214ZM246 263V260L244 261V264ZM43 264V263H42ZM45 264V263H44ZM50 264H52V263H50ZM53 264H58V262L57 263H53ZM63 264V263H62ZM65 264H70V262L69 263H66L65 262ZM75 264V263H74ZM106 264V263H105ZM205 264V263H204ZM242 264V263H241Z\"/></svg>",
	"mask_w": 264,
	"mask_h": 264
},
{
	"label": "crops",
	"instance_id": "0c3cea01",
	"mask_svg": "<svg viewBox=\"0 0 264 264\" xmlns=\"http://www.w3.org/2000/svg\"><path fill=\"white\" fill-rule=\"evenodd\" d=\"M252 1L261 10L263 20L256 19L249 12V6L241 0H168L166 6H157L155 15L163 22L164 40L174 42V48L182 54L177 56L178 59L169 56L172 60L180 63L189 59L192 53L189 43H195L199 48L196 50L203 54L200 63L202 69L209 71L215 82L216 78L217 81L222 80L228 72L231 75L226 80L234 81L237 70L229 66L232 58L238 60L246 67L241 79L245 82L243 87L251 92L246 97L256 100L258 92L263 88L260 102L264 104V0ZM186 21L187 26H184ZM169 31L172 32L170 38L165 34ZM186 34L189 36L185 37ZM4 114L0 110V119L5 120ZM4 128L5 124L0 126V180L9 177V142L2 136ZM11 178L1 188L0 194Z\"/></svg>",
	"mask_w": 264,
	"mask_h": 264
}]
</instances>
